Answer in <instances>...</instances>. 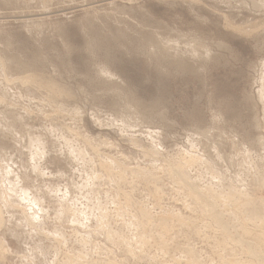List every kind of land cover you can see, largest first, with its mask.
Returning a JSON list of instances; mask_svg holds the SVG:
<instances>
[{"label":"rangeland","instance_id":"1","mask_svg":"<svg viewBox=\"0 0 264 264\" xmlns=\"http://www.w3.org/2000/svg\"><path fill=\"white\" fill-rule=\"evenodd\" d=\"M252 1L253 0H250V1L249 0H12V1L11 0H0V55H1L0 56V80H1L0 81V84H1V86H0V99L2 100V98H3L2 102L0 100V102H1L0 103V111H1L0 112V119H1L0 120V129L3 127L6 130L5 131L4 129H1V132H0L1 133L0 136L4 132L3 136H1L2 138L0 137V139H1L0 140V150L2 148H4V149L6 148V150H8L9 158L12 157L11 159L14 160L13 164L17 165V166H14L15 168L13 167L14 168L13 170L15 171V175H18L20 178H22V176H25V177L27 176L26 178L28 180H30V182L26 181L27 179L24 180L26 187L29 189V187L31 186V191L34 194H37L40 199L42 198V202H44V203H42V205H44V206H42L43 209L48 211L47 214L50 213L49 216L47 217L46 211H45L44 212L45 214L42 212L44 215L41 214L38 217V220L41 219L39 222H42L43 224H40L39 226L37 224V225H35V227L31 226V225L29 226V224L25 223V220H23L24 219L23 217H25V216L22 213L23 212L22 209H19L22 207L24 208L23 205L26 206V203L21 204L19 201L20 199L18 200L17 198L16 199L13 198L14 201H12L13 199L11 197L10 190H9L10 193L7 192L8 190L7 191L4 190V188L7 187L6 189H8V187H9L7 184V181H6V184H3V185H1V183H0V186L2 187V188L0 187V189H2L0 191L1 192L3 191L4 193L6 192L5 194H8L10 196V198L7 197L6 195L4 197V194H2L3 192L2 193L0 192L1 200L4 201V203L6 204V205L4 204V206H3V203H0V207H1V209H3L4 218L6 219V224L4 226L5 228L3 227L4 229L0 230V236L2 237V235H4L3 236L4 238L3 237L2 238L5 240L6 245L10 249V254H11V255L9 254L10 256L7 255L5 259H0V264H25V262L27 264H33L32 261L34 262V264H43V263L44 264H48V263L49 264L50 263H53V264H58V263L61 264L62 263L63 264L64 261H65L64 264H66V262H67V264H69L70 262H68V261H72V260L73 261L70 264H78L75 262H81L80 264H83V262H84V264H85L86 263L85 261H87V263L89 261H91L88 264L92 263L93 261L94 262L92 264H96V263L99 264L98 262H100V264H103L104 262H105V264H108L107 263L108 261H109V264H110V262H111V264H114L112 262V260H114L115 263L118 262L117 264H147V263L148 264H164V262H165V264H194V263H198V262L201 264H203V263L204 264H231V262L233 264H260V263L264 264V236H263L264 235V223H261V222H264V219H263L264 218V208H263L264 204L261 203V201L264 202V185H263V183H264V168H263L264 167V150H263V148H264V105H263L264 104L263 103V100H264V95H263L264 84H262L263 87H261V85H260L261 84L260 80L263 77L262 74H264V70L262 69V67H264V65H263L264 63H262V62H264V10H263L264 7H260L259 9L255 8V7H253L254 1L253 2ZM257 2H258V0H257ZM259 3H260V1H259ZM230 25H232L234 28L230 27ZM235 26H237V27L242 26L244 29H246L247 35L244 33L240 34V32H238L237 29L235 30V28H236ZM249 26H251V27H249ZM254 27L256 29H254ZM181 37H182V39H181ZM146 38L148 39L147 42H146ZM156 40L158 41V43L160 41V44L155 42ZM167 40L170 42H175L174 44L176 46V50H172V49L169 50V51H171L173 57L170 56L171 55L170 52L167 55L168 49L165 48L168 46L167 44L165 45ZM171 40H173V41H171ZM163 41H165V42H163ZM194 41L198 45H203V44L208 45L213 51L208 56L205 55L204 58L203 57L200 59H199V57H196V59L192 58L195 56H192L191 53L187 52L188 51L187 49H190V43L194 42ZM151 43H153V47H151L152 46ZM161 44H164V45H161ZM223 44H227L228 48L223 47L222 46ZM142 45H143V47H142ZM154 45L157 47L156 51H155ZM159 45L161 46V48H164V50L161 49ZM67 46H69V47H67ZM146 46H148L149 48H147ZM7 49H8V51H7ZM150 49H151V51L154 50V52L150 53ZM178 50H179V52H177ZM163 51L164 52L166 51V52L164 53ZM172 51L174 52V54L177 52L178 57H176L177 55L175 54L176 55L175 56ZM148 53L151 55H149ZM6 54H8V55H6ZM153 54H155L154 57H153ZM189 54H191V55H189ZM20 56H21V58H20ZM169 56L171 57V59ZM174 56H175V58H174ZM157 57H159V59ZM7 58H9V59H7ZM177 58L181 61L180 64H179V60ZM197 58L199 60H197ZM205 58H207L208 60H205ZM2 59H4L3 60L4 63H2ZM167 59L170 62H168ZM12 60L14 62H12ZM7 61H9V62H7ZM10 62H12V63H10ZM4 64H5V66H4ZM11 65L15 68H13ZM11 68H13L14 70L13 69L11 70ZM34 68L36 69V71ZM15 71H18L20 74H18V72L16 73ZM260 71L262 74L260 73ZM23 72L25 73V75H24L25 79H26L25 81H27V76L29 77L28 78L29 80L27 81V82L30 81L29 83H27V82L23 83L22 82V81H24V79H23L24 73ZM34 72H36V73H34ZM21 73H23V74L21 75ZM107 73H109V74H107ZM33 74H35V76ZM104 74H106V75H104ZM16 75H18V77H15ZM36 75H37V78H36ZM111 75H113V77H111ZM20 76H22V77H20ZM40 76H41V78H40ZM260 76H261V78H260ZM5 77L7 79H5ZM38 77L40 78V80ZM9 78L10 79L12 78L11 79L12 81ZM36 79H37V81H36ZM56 79H57V81H56ZM8 80L11 81V83H9ZM13 80H15V84H14ZM33 80H35L36 82H34ZM4 81H7V83H9V84H7ZM261 81H263V79ZM33 83H34V85H33ZM26 84H28V85H26ZM7 85H9V86H7ZM39 85H41V86H39ZM54 85L56 86V88ZM57 85H59V86H57ZM27 86H29V87H27ZM53 86L55 89L52 90L51 87H53ZM4 88H6V89H4ZM57 88H58V90H57ZM261 88H263L262 89L263 92L262 91L260 92ZM54 91L56 92V94L59 93V95L54 94L55 93ZM117 91H118V93H117ZM3 92H5V93H3ZM67 94H69V95H67ZM259 94H261V95H259ZM70 95L71 96L74 95V96L71 97ZM259 98H261V100ZM6 102H8V104ZM10 104H12V105H10ZM25 112H27V113L29 112V114H27ZM10 113H12L13 115ZM120 113H121V115H120ZM6 114L9 117H7ZM57 114H59V115H57ZM77 114H79L80 116ZM137 114H138V116H137ZM18 115H19L20 119L22 120V121H20L21 125H20L19 121L17 120V119H19ZM29 115H30V117H29ZM48 115H49V117H48ZM127 115H131V116L133 115V117L127 116ZM139 115L142 118H139ZM121 116L122 117L124 116L123 119L121 118ZM22 117H24V118H22ZM134 117H135V121L138 122V125L134 121ZM136 117H138V118L136 119ZM48 118H50V119H48ZM16 120H17V122H15ZM122 121H123V124L121 125ZM26 122L28 124H26ZM129 122L130 123L132 122L131 125L129 124ZM12 123H13V125H12ZM124 125H126L127 127ZM10 126H11V129L13 127L14 128L12 130H10L9 129ZM52 126H54L55 128H53ZM132 126L134 129H132ZM19 127H20V130H19ZM26 127H28V128H26ZM21 128H22V131H21ZM23 128L25 129V132L33 129V130H31L30 134L34 135L33 137H35V135H36L37 137L40 136L39 138L43 139L46 154L48 155V153H49V156L46 155V158L44 157V159H43V157L42 158L38 157L39 159H41L42 162L39 161V159L37 160L38 162L37 161H35L34 163L31 162L34 160H32V159L30 160V158H32V155L30 156V155H28V153L30 152V154H31V152L35 149L34 148L32 149V147H27L29 144V143L27 144L28 139L25 138L26 141H24L25 140L24 138H22L23 141H21V139L19 140L20 137L18 134L20 132H24ZM46 129L47 130L49 129L48 130L49 133H48V131L46 133ZM60 130L62 131L61 134H60V132H61ZM133 130H135V131H133ZM148 130H149V132H148ZM9 131L11 133H9ZM50 131L53 132L54 134L58 133V132L59 133L57 135L56 134L54 135L52 133L53 136L51 138ZM73 131H74V133H73ZM121 131H123V132H121ZM143 131L146 132V134ZM203 131L204 132L211 131V134H210V136L212 137V138L210 137L211 140L210 139H208V140L207 139H201L200 132H203ZM134 132H135V134H134ZM8 134H10L11 136ZM16 134H17V138H16ZM42 134H44V135H42ZM48 135H50V136H48ZM5 136H6V138H5ZM12 136L13 137L15 136L14 138L17 139L19 141V143H18V141L16 142ZM59 136H60V138L62 137L61 139H63V140H61L60 138L55 139V138H58ZM142 136H144V137H142ZM147 136L148 137L152 136L153 138L150 137L148 139ZM132 137H134V138H132ZM151 138H152V140H154L153 143L151 141ZM192 138H194V140ZM199 138L201 139V141L199 140ZM65 139H67L66 143H65ZM70 140L73 142L74 145L72 144V142L69 143ZM138 140L141 142L139 143ZM52 141H54V142L56 141V142L52 143ZM156 141H158V142H156ZM76 142H77V144H76ZM133 142L134 143L136 142L134 144L136 147H134ZM155 142H156V144H155ZM191 142H193L194 144L197 143L194 145L193 149L191 148L193 146L192 144H190ZM1 143H3L2 147H1ZM25 143H26V145H24ZM68 143H69V145H68ZM137 143H139V144H137ZM157 143H158V145H157ZM208 143H209V145H208ZM48 144H50V145L48 146ZM52 144H54V145H52ZM75 144L77 147L75 146ZM141 144H142V146L143 145L147 146V147H145L146 149H144V146H143V148L140 147ZM202 144L208 146V147H206L207 149L209 148L208 150H206L207 151L206 155H208V159L206 161L202 158H200V161H199V159H197L200 157L199 153H201V151H202V147H203ZM71 145H72V149H73V147L74 148L76 147V149L71 151ZM148 145L150 148L153 147V149L151 151H155L154 153L153 152L147 153L148 151L146 152V150L150 151V148L148 147ZM198 145H199V147H198ZM29 146H32V145L30 144ZM78 146H79V148H78ZM89 146H90V148H88ZM24 147H26V148L24 149ZM66 147H67V149H66ZM68 147H70V148H68ZM214 147H215V149H214ZM16 148H17V150H16ZM77 148H78V150H77ZM93 148H94V153L96 152L95 154L97 156L93 153ZM95 148L97 150H95ZM140 148H142V149H140ZM156 148L158 151L156 150ZM159 148H160V151H159ZM195 148L198 149V151ZM26 149H27V151H26ZM69 149H70V153H69ZM81 149L83 150V154H85L84 158H82L83 156H81L83 154L82 153L80 154V152L82 151ZM79 150H80V152L78 153ZM1 151H0V154H2ZM56 151L59 153H57ZM84 151H85V153H84ZM143 151H144V153H143ZM184 151H187V153L186 152L185 153H186V155L188 154L189 157H187L188 155L186 157H184V155H185ZM52 152H54V153H52ZM60 152H63L62 153L63 155H60L61 154ZM66 152L69 153L71 156L73 155L72 153L74 152L75 158L69 157L70 155L67 154ZM75 153H77V156ZM89 153H90V155H89ZM151 153H153V154H151ZM155 153H156V155H154ZM189 153L190 154L194 153V154L190 155ZM87 154H88V158L91 157L90 160L92 158L94 160L92 159L91 161H89L88 158H86ZM144 154H146V155H144ZM202 154L204 155L203 151H202ZM79 155H80V158L76 159V157H79ZM215 155H216V157H215ZM248 155H251L249 157L251 159L248 158ZM148 156H152V158H148ZM153 156L154 157L157 156L156 157L157 159H154ZM190 156L194 157V158H191ZM195 156L196 157L199 156V157L196 158ZM217 156L219 157L220 160L218 159ZM180 157L181 158L184 157V158H182L183 161H182V159L180 160ZM0 158H2V157H0ZM72 158L74 161H72ZM188 158H189V160L190 159L192 160V163H191V160H190V163H187L188 167H190V168L185 166L186 161L189 162ZM210 158L214 160L213 163H210L213 161ZM81 159H85V160H81ZM95 159H96V161H95ZM150 159L151 160L153 159L154 166L152 164V161H150ZM174 159H175V161H174ZM177 159H178V161H177ZM87 160H88L89 164L91 162L90 165L86 164ZM112 160H114L115 163H117V162L118 163L116 165H114V167L110 166L112 168H109V165L113 164V162H111ZM154 160H156V162H154ZM157 160H158V162H157ZM160 160H161V162H160ZM196 160L199 161V164H197L198 162ZM246 160L248 161V163ZM251 160L254 163H252ZM261 160H262L263 164L261 163ZM1 161H3V160L0 159V162ZM79 161H82V162H79ZM165 161L166 162L169 161V162L166 163ZM184 161H185V163H184ZM220 161L222 163H220ZM83 162H84V164H83ZM175 162H177V163H175ZM193 162H195L194 165L189 166L190 164L192 165ZM223 162H224V164H223ZM96 163H99L103 168L105 167L104 169H106V170L111 169L110 170L111 177H110L109 173L108 174L106 173V170H105V172H103L104 171L103 168H101L102 170H100V166ZM109 163H112V164H109ZM119 163H121V164H119ZM0 164L3 165V163H0ZM36 164H38V165L43 164V165H41L40 169L36 171L33 168V166ZM104 164H106V166L107 165L108 166L106 167ZM155 164H157V165L155 166ZM171 164H173V166L175 168H176L177 164L179 166L182 165L180 167L185 166L184 169H186V170H185L184 175L186 176V178H188V180L190 182H192L194 179H196V180L198 179L197 181L194 180L193 182L197 186H198V182H200V184L198 186V187H200V189L202 187L205 189L206 186L208 188L209 185L210 186L212 185V187H211L212 190L208 189V191L209 192L211 191V193H213V191L215 190L214 194L217 196H218V194H220L219 191H221L222 189H225L224 192L226 193V196L229 193L234 192L233 198L234 197L235 198L233 201L231 199L228 200L226 198V196H224L225 193L223 191H222L224 193L223 196H222V193L218 197L213 195V194L211 195L212 198H213V196H215L213 199H214L216 204H219V203L221 204V205L219 204L217 208L220 210V211L218 210L220 212V214H223L224 220L227 223V225H229L227 227V230H226V228H224V231H223V229L220 228L219 225H218V227L220 229H218V227L215 226L216 222L214 221V218L210 216V213H208V210L207 211L205 210L207 207H205L202 204L203 206L202 205L201 206L203 208L205 207V209L203 210L202 207L200 208L201 203L199 201H198V203H200V204L195 203L196 202V199H195V201H194L195 204H194L193 203L194 199L191 198V196L188 198V196L190 195L188 192L189 191L188 188H187V190H184L185 186L183 185L184 186L183 189L181 188L182 186H180V189H178L179 186H177V185H180L181 183L178 182L179 184L176 185L175 182L178 181L177 176L174 173H171V171H168L170 174L165 172V171L170 169L168 167H170ZM195 164H196V166H195ZM81 165L84 166V171L82 168L83 166L79 167ZM257 165L259 167H257ZM28 166H30V169ZM93 166H95V168ZM123 166L124 167L126 166L125 169H127L129 167L128 168L129 170L128 169L125 170ZM219 166H221V167H219ZM249 166H250V168H249ZM31 167L34 170L31 169ZM85 167H86V170H85ZM89 167H90V170H92V168L94 169V170H92L94 175L91 174L92 173L91 171H90L91 173L88 172ZM117 167H119V168H117ZM133 167H136L137 169L135 168V170H134ZM197 167H198V169H197ZM210 167L213 169H211ZM255 167L257 170L256 172L258 174L255 172V169H254ZM113 168H114L115 174L112 172ZM138 168L141 169L143 172L141 170H139ZM158 168H162V169H158ZM166 168H168V169H166ZM192 168L194 170H197V171H194ZM115 169L117 170L116 172H115ZM184 169H183V171H184ZM246 169H247V171L250 170V172L248 174H246L247 173L245 171ZM80 170L82 171V173H80ZM122 170H123V173H122ZM133 170H134L133 174H136V176L131 173V172H133ZM150 170H151V172H149ZM162 170H164V171H162ZM189 170L191 171L190 173H189ZM31 171L33 172V174ZM43 172L46 174L42 175ZM84 172L85 173L87 172L86 173L87 175ZM120 172H121V174H120ZM197 172H199V173H197ZM205 172L206 173L208 172L207 173L208 175L204 174ZM216 172H217V174H216ZM95 173L96 174L99 173L98 175L101 174L100 175V176H102L101 180L104 178L103 181L100 180V182H99L98 181L99 179H97V181L94 183V181L96 179L92 178V177L96 175ZM112 173H113V175H112ZM118 173L120 176L123 174L122 177H120L121 179H119V180H118V178H119ZM186 173H187V175L189 173L188 176H190V177H188L186 175ZM213 173L215 174L216 178L213 177L214 176ZM230 173L233 175L231 176ZM28 174H30V175H28ZM84 174L86 176L90 177V178L88 177L89 183H88L87 177ZM141 174L143 175V177L141 176ZM144 174L146 177L148 176L147 174H150L148 176L149 180H150V176L153 177V175L158 176V178L156 177V178H154L155 181L153 179V181L150 180V181H152V182H150L149 180L144 178L145 177ZM167 174H169V176L173 180ZM172 174H174V177L175 176L176 177L174 178ZM192 174H196V175H192ZM239 174H241V175H239ZM132 175L137 177V178L132 177ZM139 175H140V177H139ZM246 175H248L249 177H246ZM107 176L110 178H108ZM114 176L116 177L117 180H115ZM123 176H125V178H124L125 181L127 180L128 182L130 181L131 183L123 181L122 180ZM210 176H211V178H210ZM237 176H239L243 180V184L245 185V188H247L248 190H246L244 188V185L242 183H241L242 185H239L238 182H235L237 179L236 178ZM70 177H73L72 179H73L74 183L76 182L74 184V186L76 187L75 190H73L74 189L73 183L71 181L69 183L68 178H70ZM200 177L201 178L203 177V178L201 179ZM205 177L207 179H205ZM226 177L228 180L226 179ZM231 177H235L236 179H234V178L232 179ZM79 178H80V180H79ZM107 178L110 179L111 181H108ZM143 178H144V180H143ZM159 178H160V180H159ZM212 178H214V179H212ZM91 179H94V180H91ZM174 179H175V181H174ZM70 180H71V178H70ZM82 180H84V181L82 182ZM145 180H146V182H145ZM214 180H215V182H214ZM90 181L94 183V185L92 184L93 188L90 185L91 184ZM114 181L116 184L120 183V182L121 183L117 184V187H116V184L114 183ZM122 181L124 182V186H123ZM209 181H210V183H209ZM212 181L217 185L216 189L213 188L215 186V184L212 183ZM109 182H111L113 184H110V186H109ZM218 182H220L221 186L223 185V188L220 185H218L219 184ZM201 183H203V184H201ZM76 184L80 185V187H81V184H82V186L87 185L89 188L83 187V188H86V191H85V189H84V191H82L80 187L78 189V186H76ZM96 184H97L98 188L94 189ZM70 185H72V186H70ZM121 185H122V188H120ZM204 185H206V186H204ZM249 185H250V188H249ZM38 186H40V187H38ZM128 186H131V187H128ZM157 186H158V190L161 187V190H160L161 192L159 191L160 194L158 192V193H156L157 195H155L154 193L157 189ZM227 186H229L230 189L232 187L233 190H230ZM32 187H33V189H32ZM65 187H66V189H65ZM70 187H72V188H70ZM56 188L59 190H57ZM162 188H163V190H162ZM220 188H222V189H220ZM237 188L238 189L243 188L244 191L240 190V192H239V190ZM35 189H36V191H35ZM46 189H50L49 192ZM98 189L99 190L101 189V190L99 191ZM118 189H119L120 193L118 192ZM185 189H186V187H185ZM218 189H220V190H218ZM44 190H46V191H44ZM52 190H54V191H52ZM56 190L59 192H57ZM64 190H65V192H64ZM72 190L75 193H73ZM89 190L92 191L93 197L90 196L91 192ZM93 190H94V192H93ZM95 190L99 192V195L101 197L98 194H96L97 192ZM132 190H133V193L131 192ZM228 190H230L232 192H229ZM109 191H111V192H109ZM115 191H117V192H115ZM177 191H179V192H177ZM32 192H30V195L33 194ZM36 192H38V193H36ZM80 192H81V194H78ZM84 192L86 195L84 194V196H83L82 194ZM101 192L102 193L105 192L106 194L108 193L107 194L108 196H106L105 193L102 194ZM121 192L127 193V196L124 197L125 194L123 195ZM183 192H185L184 193L185 195L183 194ZM227 192H229V193L227 194ZM50 193H52L53 196L50 195ZM54 193H55V195H54ZM72 193L74 196L72 195ZM118 193H119V195H118ZM94 194H95L96 200H95ZM152 194H154V196ZM233 194H231V196ZM235 194H237V195H235ZM48 195H50L51 197ZM65 195H67V196L69 195V197L67 198V196H65ZM75 195L79 198H75L76 197ZM87 195H88V197H87ZM133 195H134V197H133ZM242 195L244 198H245V196H247V198L244 200ZM47 196H48V198H46ZM102 196H104V197H102ZM151 196H153V197H151ZM185 196H186V199H185ZM229 196L230 195H228L227 197H229ZM238 196L240 198L242 197V199L238 198ZM65 197L68 200V201L66 200V203H65V200L64 201L62 200ZM83 197H86V199L88 201L86 199H84ZM97 197L99 199H97ZM129 197L131 198L130 199L131 201L129 199L128 200L130 201L132 206L130 205V203H129V205L127 204L125 206V207H128V209H127L124 207V205L127 202H129L126 199ZM219 197H220V200H218V202H216L217 198H219ZM5 198L7 200L9 198L8 202H6L7 200ZM88 198L92 199L94 201H91ZM152 198H153V200H152ZM224 198H226V200L228 202L226 200L223 201ZM74 199H77V200L75 201ZM104 199H106V200H104ZM181 199H182V201H181ZM236 199H238V201ZM247 199H249V200L251 199L252 203L255 204V209H256L255 210L251 207L253 204L250 205L247 202V204L250 205V207L248 206L249 208L246 207L248 214H250V215L246 214L247 216H249L248 218L245 215L246 209H244V206H247L246 205ZM256 199H257V201H256ZM1 200H0V202H1ZM15 200L18 202V204ZM98 200L103 201V202H101V204L99 205L100 202H98ZM112 200H113V203L117 204V205H113ZM124 200H126L127 202ZM185 200H186V202H185ZM230 200L232 201L231 203H229ZM235 200H236V203L240 202L242 200L241 202L245 203V205L243 207H242V205H240L241 203H239V204L237 203L238 204L237 205L234 202ZM253 200H255V202H253ZM9 201H11V202H9ZM95 201H97L98 204H96ZM105 201H108V202H106V204L109 203L110 205L108 204L109 206H106ZM220 201L224 202V204L227 202L226 203L227 205L225 204L227 206V207L225 206L226 207L225 209H229V210H226V211H225V209L223 210L222 206H224V204ZM59 202H61V203H59ZM69 202L70 203L73 202V203L70 204V206H69L68 205ZM87 202H88L87 207L89 206L90 210H87L88 208L86 210L84 209V208H86L85 204H87ZM89 202H90V204H89ZM133 202L136 205L139 203L140 207H139V205H137V206L133 205ZM187 202L190 203V204H187L188 206L190 205L189 208H191L194 205L195 209H193V208H192L193 210L188 209V206L185 205ZM78 203L80 205H82V207H80V205ZM91 203L93 204V206ZM146 203H148V204H146ZM260 203H261V205H260ZM15 204L20 205V206L18 207ZM111 204L113 206H111ZM60 205H61V207H60ZM95 205L96 206L98 205V208L99 207L101 208V205H103V206L101 209L99 208L100 210H102L101 212L99 211L97 213V211L96 212L93 211L92 215H95L93 217L90 212H92V210H94L93 208L96 207ZM118 205L119 206L122 205V207L120 206L122 208V210L120 209V211L118 213L119 215L117 214L118 207H119ZM197 205H199L198 208L200 210L197 207H195ZM257 205H259L258 206L259 208L257 207ZM2 206L3 207L8 206L10 209L7 207L9 209L8 210L6 207L3 208ZM141 206L142 207L144 206L143 207L144 211H146V209H147V212L149 211L150 213L149 212L148 213L150 215L155 216V214H156V216H155L156 218L154 216H152V218L154 217L153 218L154 224H152V222L150 223V221L147 224L146 223L148 221L147 217L143 216L144 217L143 219L140 218L142 216L141 215L142 212L138 213V211H139L138 209L142 208ZM237 206H239L238 212H241V213L238 214L236 211L237 209H236L235 210L236 212L233 211L237 215V217H235L234 214H231V212H232V210H234V207L236 208ZM11 207H12V210H11ZM15 207L18 208L17 209L18 211L16 210ZM70 207L73 210H70L71 209ZM114 207H115V209H114ZM135 207H136V209H135ZM184 207H186V209ZM60 208H61V210H60ZM62 208H63V210H62ZM81 208L83 209L82 212H84V213L86 211L87 212L85 213V215L81 212L80 216L83 219L80 220V216L78 213H80L79 211L82 210ZM98 208L96 207L95 210L96 209L98 210ZM51 209H52V212H51ZM104 209H106L105 210L106 212H104ZM178 209H179V211H178ZM259 209H261V212ZM67 210H68V212L71 211L70 214L67 212ZM77 210H78V212H77ZM113 210L117 211V212L113 213ZM124 210H126V213ZM140 210H142V209H140ZM201 210H203V211L201 212ZM241 210L244 212L245 216H241L243 214V212ZM248 210L249 211L251 210L250 211L251 213H254L256 211V213H255L256 219L254 218L255 215L251 214ZM257 210H258V213H257ZM60 211H61V214H59ZM168 211H169V213H168ZM5 212H7V214ZM10 212H12V213H10ZM53 212H55L57 215ZM76 212H77V214H76ZM103 212H104V214H106L108 212L106 214L107 219H105L106 215L102 214ZM129 212H130V214H129ZM227 212L229 214H227ZM28 213H30L32 215L31 212H28ZM62 213L65 216L63 218H62ZM89 213H90V215H87ZM99 213H101V215H103L104 220L99 218L101 216V215H99ZM173 213L176 215V218H178V220H175L176 218H175V215ZM58 214L61 215V217H57ZM120 214H123V218L121 217L122 215H120ZM257 214H259V215H257ZM18 215H19V217H18ZM83 215L86 216L87 219H86V217L84 218ZM116 215H118V216H116ZM133 215L137 216V217L133 218V219L137 218L136 219L137 222L134 220L135 223L133 220H131L132 219L131 216H133ZM169 215L170 216L174 215L173 216L174 220L173 219L171 220V218H168ZM179 215L182 217H185V218H180ZM78 216H79V218H77ZM91 216L96 221L93 218H91ZM108 216H110V217H108ZM204 216H206V217H204ZM208 216H210L209 219H208ZM239 216H240V218H239ZM45 217L47 218V220ZM66 217L69 219H67ZM111 217H112V220L110 219ZM115 217H118V218L120 217V218L118 220V218H115ZM124 217H126V218H124ZM162 217L165 218V222H161L163 220V219H161ZM225 217H226V219H228V221L225 219ZM250 217H252V218H250ZM257 217H259L258 218L259 221H258ZM121 218H122V220H121ZM166 218L170 219L171 223H170V221L166 220ZM188 218L190 219L189 221H187ZM71 219H73V220H71ZM76 219H77V222H80L79 225L82 224L81 222L84 221L83 225L79 226L78 223H76ZM179 219H181V221ZM182 219H185V221ZM191 219H192V221H191ZM210 219H212V220H210ZM236 219H237V221H236ZM7 220H10V222ZM70 220L72 222L74 221L79 227L77 225L73 226V224H75V223H72V222L70 223ZM85 220H87V221H85ZM100 220H102V222H104V224H105L104 228L100 227L101 224L104 225ZM106 220L108 223L106 222ZM123 220H125V223H120V222H124ZM129 220L131 223L129 222ZM150 220H151V218H150ZM159 220H161V221H159ZM21 221H24V222H21ZM182 221H183V223H181ZM186 221H187V224L184 223ZM212 221H214L215 223ZM88 222H90V223H88ZM141 222H142L143 226H141L142 225V224H140ZM190 222H192V223H190ZM23 223H25L27 225H25ZM99 223H100V225H99L100 230H101V228H103V230H101V231L97 230V229H99V228H97V226H98L97 224H99ZM163 223L165 224L164 226L168 227V229L170 231L165 230L163 228ZM176 223L178 226L176 225ZM188 223H190V224H188ZM197 223H199V224H197ZM231 223H233V224H231ZM234 223H235V225H234ZM18 224H20V225H18ZM116 224H118V225H116ZM122 224H123V226H122ZM133 224H134V226H133ZM144 224H146L145 227H144ZM157 224L159 226L161 225L160 226L161 230ZM192 224H193V227L197 225V227H195V230L197 228L196 231L195 230L193 231L194 228L192 227ZM10 225H12V226H10ZM85 225L87 226V228H85L86 227ZM108 225H110L111 227H107ZM129 225H130V227L125 228V226H129ZM156 225H157V227H156ZM181 225H183V227ZM40 226H41V228L43 227L42 228L43 230L41 228H39ZM71 226H73L72 229H71ZM81 226H83L84 228H81ZM131 226L133 229L131 228ZM146 226H148V227H146ZM203 226H205V227H203ZM13 227H14V229H13ZM18 227H21V229ZM106 227H107V229L112 228L111 232H112V234L113 233L114 234L110 235L109 233H111V232H109L110 230L109 229L107 230ZM121 227L122 228L124 227V228L122 229ZM137 227H139L138 229L140 231L138 229H135ZM143 227L145 228L146 231L145 230L142 231V229H144ZM233 227H235V228H233ZM24 228H25V230H24ZM129 228H130V230H129ZM39 229L44 231L43 236H47V239L42 236L43 233H40ZM57 229H59L60 231ZM90 229H94V230H90ZM105 229L107 230L108 234L106 233V231H104ZM127 229L129 230V232ZM173 229H175V230L173 231ZM8 230H9V232H7ZM31 230L33 231V233L30 234L29 232ZM115 230L117 231L116 233L118 235L121 233L118 236L119 238L117 237V234H115ZM136 230H137V232H136ZM38 231H39V233H37ZM56 231H58V232H56ZM75 231H77V233L79 235L81 234L80 236H82V237L76 235V233L74 234ZM141 231L143 233L147 232L146 237L144 236L145 233L143 234ZM165 231L167 233H165ZM168 231L170 232V234H168ZM225 231H228L231 236L230 237L224 236ZM26 232H27V235H26ZM88 232H89L90 236L88 234H86ZM99 232L101 234H99ZM133 232H136V233H133ZM150 232H151V235H150ZM228 232L225 233L227 236H228V234H227ZM24 233H25V235H23ZM60 233H61V235L63 234L64 236L63 237L60 236ZM102 233H104V234H102ZM141 233L143 234L145 241L148 240L146 242L151 243L150 245L147 243L149 248H147V245H146ZM161 233H165L164 235L162 234L163 238H162V236L159 237L161 235ZM7 234H9V235H7ZM34 234H36V235H34ZM40 234H41V237H40ZM106 234H107V237H109V235H110V237L112 238V243H111V240L109 238H106ZM133 234L136 237V239L134 238L136 240V244L134 242L135 240L132 239L134 237ZM11 235H13V236H11ZM37 235H39V236H37ZM114 235H116V237H112ZM121 235H122V237H120ZM125 235H127V236H125ZM54 236H56L57 238ZM138 236H139V238L142 236L140 239H141V241L143 239V242L145 244L144 246H143V242L140 241ZM148 236L151 237V238L149 237L151 242H149L150 240H149ZM36 237H38V238H36ZM60 237H62L63 243L61 242ZM171 237L173 239H171ZM225 237L228 239H226ZM43 238H44V240H43ZM82 238H83V240H82ZM114 238H116V239H114ZM117 238L119 239V241L125 243L126 245H128L131 242L130 244L132 247L130 245H128L129 247L128 246L126 247V245L123 243L122 244L124 246H121L122 244L119 241H118L119 243L117 242V240H118ZM120 238H122V240L124 238L125 239L127 238L126 239L127 241L125 239L124 240L126 242L124 240L122 241ZM188 238H190V239H188ZM229 238H232L233 240H235V242H232L233 240L229 239ZM33 239H34V241H33ZM85 239H86V241H85ZM87 239H88V241H87ZM107 239H109L110 244L108 243ZM238 239L241 242L242 241L243 242L241 243ZM256 239H258V240H256ZM55 240H58L61 243L60 242L56 243ZM76 240H79L78 243H81V242L83 243V241H85L84 242L85 244H86V242L87 243L91 242V244H89V246L88 245H81L80 246ZM222 240H224V241L226 240L227 243L230 240L232 243L229 242L227 244L226 241L224 242ZM114 241L117 242L116 245L113 244V243H116ZM152 241H154V242H152ZM245 241L247 242V244L249 246L246 244ZM30 242L32 245L30 244ZM38 242H40V243H38ZM218 242L226 243V245H224L225 248L223 246L224 243L220 246V244ZM35 243H36V246H35ZM64 243H66V245ZM138 243H139V245H138ZM158 243H159V245H158ZM160 243L163 245H166L167 247L163 248L162 245L160 246ZM63 244L65 246H63ZM40 245H42V246H40ZM95 245H96V247H94ZM48 246L50 248H46ZM59 246L61 247L60 249H59ZM84 246H86L85 251H84V249L82 250V248H84ZM115 246H116V248H114ZM135 246L137 247V249L134 248ZM141 246H142V250L145 249V250H143V252H145L144 255L142 252L143 256L138 254V253L141 254V251H142L140 249ZM247 246H248V248H247ZM258 246H259V248H258ZM26 247H27V249H26ZM28 247L31 251H29ZM34 247H35V253H34ZM97 247H99L100 249ZM105 247H106V249H104ZM187 247H189V248H187ZM93 248H97V249H95L96 252ZM101 248L103 250H105L104 252L108 251L107 248L110 249L111 252L108 251V253L106 255L103 253ZM122 248H124V249H122ZM160 248H162L161 251H160ZM182 248H183V250H182ZM190 248H192L193 251ZM218 248H220V250ZM37 249H38V251H36ZM54 249L57 251H54ZM132 249H136V250H132ZM138 249H140V250H138ZM148 249H150V252L148 251ZM165 249L168 252H166ZM188 249L190 251H192V253L194 252L193 254L191 253L192 255L195 256V257L193 256L194 258L190 255L192 257L191 258L189 256V254L187 255L188 256V258H187L186 253H188L187 252ZM97 250L98 251L100 250L99 255H98ZM127 250H128V252H126ZM59 251H60V253H59ZM92 251H94V252L92 253ZM137 251H139V252H137ZM25 252L27 255L30 254L31 258L33 257L32 260L29 261L30 257L27 256L25 254ZM80 252H82L83 255L87 254L90 257L82 255V257H87V258H85L87 260L80 257L83 262L81 261V259L77 260V258H73V259L71 258V260H69L71 255H73V257L78 256V254L81 255ZM85 252H87V253H85ZM88 252L91 254H89ZM109 252L111 254L112 253L113 254L111 255V254H109ZM254 252H258V253L254 254ZM46 253L49 255V257L47 256ZM53 253H56V255ZM65 253H67V254H65ZM101 253H102V255H101ZM249 253H251L252 257L250 256ZM184 254H185V257H184ZM253 254L256 256H253ZM131 255H133L134 258ZM146 255H148L150 258H154L155 261H157V262H155L153 259H150ZM21 256L24 257L25 259L20 258ZM55 256H56V258H55ZM67 256H68V259H67ZM106 256H108V260H107ZM136 256H138V258H141L140 259L141 261L137 258L140 262L136 259ZM171 256L173 259L171 258ZM40 257L43 259H41ZM101 257H103V258H101ZM104 257H106V258H104ZM146 257H148V258H146ZM27 258H28V261H27ZM54 258L57 260V262L55 260L56 263L53 262ZM61 258H62V260H61ZM89 258L90 259L92 258L93 261L90 260ZM174 258H175V260H174ZM185 258H186V260H185ZM195 258L196 259L198 258V260H196ZM52 259H53V261H52ZM146 259H150V260H146ZM190 259H194V260L190 261ZM45 260H46V262H45ZM95 260H97L98 262L96 261V263H95ZM101 260H103V261L105 260V261L102 263ZM177 261H179V262H177ZM200 261H202V262H200ZM229 261H231V262H229Z\"/></svg>","mask_w":264,"mask_h":264},{"label":"bare ground","instance_id":"2","mask_svg":"<svg viewBox=\"0 0 264 264\" xmlns=\"http://www.w3.org/2000/svg\"><path fill=\"white\" fill-rule=\"evenodd\" d=\"M11 1H12V0H11ZM249 1H250V0H249ZM253 1H254V2H253ZM253 1H252L253 4H254V6L252 5L253 7L258 8V9H259L260 7H264V0H258V2H257V0H253ZM259 1H260V3H259ZM193 2H194V1H193ZM30 3H31V2H30ZM42 3H43V2H42ZM47 3H48V2H47ZM196 3H197V2H196ZM4 4H5V3H4ZM110 4H111V3H110ZM241 4H242V3H241ZM251 4H252V3H251ZM43 5H44V4H43ZM45 6H46V5H45ZM45 6H44V7H45ZM243 6H244V5H243ZM3 7H4V6H3ZM131 9H132V8H131ZM262 9H263V8H262ZM263 10H264V9H263ZM120 13H121V12H120ZM226 18H227V17H226ZM105 20H106V19H105ZM115 20H116V19H115ZM137 20H138V19H137ZM261 20H262V19H261ZM133 21H134V20H133ZM148 24H149V23H148ZM229 24H230V23H229ZM258 24H259V23H258ZM83 26H84V25H83ZM102 26H103V25H102ZM120 26H121V25H120ZM246 26H247V25H246ZM230 27H233V26L230 25ZM235 27H236L235 30L237 29V31L240 32V34H242V33L246 34V33H247L246 29H244L242 26H241V27H237V26H235ZM244 27H245V26H244ZM247 27H248V26H247ZM249 27H251V26H249ZM83 28H84V27H83ZM233 28H234V27H233ZM252 28H253V27H252ZM258 28H259V27H258ZM258 28H257V29H258ZM111 29H112V28H111ZM143 29H144V28H143ZM248 29H249V28H248ZM254 29H256V28L254 27ZM113 31H114V30H113ZM237 31H236V32H237ZM256 31H257V30H256ZM113 33H114V32H113ZM252 33H253V32H252ZM255 33H256V32H255ZM85 34H86V33H85ZM121 34H122V33H121ZM124 34H125V33H124ZM244 34H243V35H244ZM246 35H247V34H246ZM85 36H86V35H85ZM180 36H181V35H180ZM125 38H126V37H125ZM130 38H131V37H130ZM64 39H65V38H64ZM150 39H151V38H150ZM159 39H160V38H159ZM181 39H182V37H181ZM195 39H196V38H195ZM133 40H134V39H133ZM144 40H145V39H144ZM147 40H148V39L146 38V42H147ZM167 41H168V40H167ZM167 41H166V43H165V45H166V44L168 45L167 47H165V48L168 49V51H167V55H168V53L170 52L171 55H170V54H169V55L172 56V53H171V51H169V50H171V49H172V50H176V46H175V44H174L175 42H170V41L167 42ZM171 41H173V40H171ZM183 41H184V40H183ZM185 41H186V40H185ZM152 42H153V41H152ZM155 42L158 43L157 40H156ZM163 42H165V41H163ZM149 43H150V42H149ZM149 43H148V44H149ZM192 43H193L194 45H193ZM142 44H143V43H142ZM151 44H152L151 47H153V43H151ZM151 44H150V45H151ZM154 44H155V43H154ZM158 44H160V41H159ZM188 44H189V43H188ZM143 45H144V44H143ZM143 45H142V47H143ZM146 45H147V44H146ZM155 45H156V44H155ZM155 45H154V46H155ZM161 45H164V44H161ZM186 45H187V44H186ZM88 46H89V45H88ZM148 46H149V45H148ZM148 46H146V47L149 48ZM156 46H157V45H156ZM156 46H155V51H156V49H157ZM159 46H160V45H159ZM188 46H189V45H188ZM219 46H220V45H219ZM222 46L225 47V48H228V45H227V44H223ZM67 47H69V46H67ZM211 47H212V46H211ZM220 47H221V46H220ZM72 48H73V47H72ZM87 48H88V47H87ZM158 48H159V47H158ZM160 48H161V46H160ZM177 48H178V47H177ZM186 48H187V47H186ZM88 49H89V48H88ZM161 49L164 50V48H161ZM221 49H222V48H221ZM9 50H10V49H9ZM72 50H73V49H72ZM97 50H98V49H97ZM147 50H148V49H147ZM165 50H166V49H165ZM182 50H183V49H182ZM187 50H188L187 52L191 53L192 56H195V57H192V58H195V59H196V57H199V59L202 58V57L204 58L205 55L208 56V55L211 54V52L213 51L208 45H206V44L198 45L195 41L190 43V49H187ZM7 51H8V49H7ZM157 51H158V50H157ZM151 52L153 53L154 50L151 51V49H150V53H151ZM163 52H164V51H163ZM165 52H166V51H165ZM165 52H164V53H165ZM172 52H173V51H172ZM175 52H176V51H175ZM177 52H179V50H178ZM177 52L175 53L177 56H176V55L174 54V52H173V54H174L176 57H178ZM161 53H162V52H161ZM180 53H181V52H180ZM180 53H179V54H180ZM184 53H185V52H184ZM8 54H9V53H8ZM8 54H6V55H8ZM148 54H149V53H148ZM162 54H163V53H162ZM162 54H161V55H162ZM191 54H189V55H191ZM149 55H151V54H149ZM154 55H155V54H153V57H154ZM158 55H159V54H158ZM181 55H182V54H181ZM0 56H1V55H0ZM17 56H18V55H17ZM91 56H92V55H91ZM156 56H157V55H156ZM163 56H164V55H163ZM170 56H169V57H170ZM175 56H174V58H175ZM146 57H147V56H146ZM172 57H173V56H172ZM181 57H182V56H181ZM20 58H21V56H20ZM149 58H150V57H149ZM157 58L159 59V57H157ZM162 58H163V57H162ZM166 58H167V57H166ZM7 59H9V58H7ZM92 59H93V58H92ZM170 59H171V57H170ZM177 59H178V58H177ZM177 59H176V60H177ZM199 59L197 58V60H199ZM3 60H4V59H2V63H4ZM5 60H6V59H5ZM15 60H16V59H15ZM178 60H179V59H178ZM201 60H202V59H201ZM205 60H208V59L205 58ZM156 61H157V60H156ZM167 61H168V59H167ZM183 61H184V60H183ZM7 62H9V61H7ZM12 62H14V61L12 60ZM12 62H10V63H12ZM18 62H19V61H18ZM18 62H17V63H18ZM168 62H170V61H168ZM180 62H181V61L179 60V64H180ZM15 63H16V62H15ZM171 63H172V62H171ZM177 63H178V62H177ZM177 63H176V64H177ZM262 63H264V62H262ZM5 64H6V63H5ZM5 64H4V66H5ZM45 64H46V63H45ZM94 64H95V63H94ZM108 64H109V63H108ZM155 64H156V63H155ZM179 64H178V65H179ZM8 65H9V64H8ZM17 65H18V64H17ZM17 65H16V66H17ZM25 65H26V64H25ZM28 65H29V64H28ZM263 65H264V64H263ZM9 66H10V65H9ZM11 66H12V65H11ZM19 66H20V65H19ZM26 66H27V65H26ZM29 66H30V65H29ZM42 66H43V65H42ZM12 67H13V66H12ZM261 67H262V66H261ZM2 68H3V67H2ZM9 68H10V67H9ZM13 68H15V67H13ZM13 68H11V70H12ZM17 69H18V68H17ZM24 69H25V68H24ZM31 69H32V68H31ZM34 69H35V68H34ZM102 69H103V68H102ZM262 69L264 70V67H262ZM3 70H4V69H3ZM13 70H14V69H13ZM21 70H22V69H21ZM28 70H29V69H28ZM28 70H27V71H28ZM263 70H262V71H263ZM4 71H5V70H4ZM8 71H9V70H8ZM35 71H36V69H35ZM37 71H38V70H37ZM111 71H112V70H111ZM15 72L17 73L18 71H15ZM73 72H74V71H73ZM108 72H109V71H108ZM3 73H4V72H3ZM8 73H9V72H8ZM23 73H24V72H23ZM23 73H21V75H22ZM32 73H33V72H32ZM34 73H36V72H34ZM112 73H113V72H112ZM260 73H261V71H260ZM9 74H10V73H9ZM18 74H20V73L18 72ZM102 74H103V73H102ZM107 74H109V73H107ZM110 74H111V73H110ZM261 74H262V73H261ZM13 75H14V74H13ZM13 75H12V76H13ZM24 75H25V73L23 74V79H24V81L21 80L23 83H25V82H27V81L29 80V79H28L29 77L27 76V81H25L26 79H25V76H24ZM28 75H29V74H28ZM33 75L35 76V74H33ZM40 75H41V74H40ZM104 75H106V74H104ZM262 75H263V77H262L263 81H261L262 79L260 80V82H261V84H260L261 87H263L262 84H264V74H262ZM262 75H261V76H262ZM3 76H4V75H3ZM8 76H9V75H8ZM31 76H32V75H31ZM31 76H30V77H31ZM34 76H33V77H34ZM261 76H260V78H261ZM9 77H10V76H9ZM13 77H14V76H13ZM15 77H18V75H16ZM20 77H22V76H20ZM20 77H19V78H20ZM111 77H113V75H111ZM36 78H37V75H36ZM38 78H39V77H38ZM40 78H41V76H40ZM40 78H39V80H40ZM42 78H43V77H42ZM46 78H47V77H46ZM103 78H104V77H103ZM5 79H7V78L5 77ZM5 79H4V80H5ZM9 79H10V78H9ZM11 79H12V78H11ZM11 79H10V80H11ZM16 79H17V78H16ZM34 79H35V78H34ZM107 79H108V78H107ZM2 80H3V79H2ZM30 80H31V79H30ZM46 80H47V79H46ZM48 80H49V79H48ZM0 81H1V80H0ZM8 81H9V80H8ZM11 81H12V80H11ZM11 81H9V83H11ZM13 81H14V84H15V80H13ZM19 81H20V80H19ZM33 81L36 82L37 79H36V81H35V80H33ZM33 81H32V82H33ZM56 81H57V79H56ZM4 82L7 83V81H4ZM29 82H30V81H29ZM29 82H27V83H29ZM32 82H31V83H32ZM49 82H50V81H49ZM51 82H52V81H51ZM112 82H113V81H112ZM262 82H263V83H262ZM9 83H7V84H9ZM12 83H13V82H12ZM39 83H40V82H39ZM39 83H38V84H39ZM43 83H44V82H43ZM45 83H46V82H45ZM40 84H41V83H40ZM48 84H49V83H48ZM50 84H51V83H50ZM58 84H59V83H58ZM26 85H28V84H26ZM31 85H32V84H31ZM33 85H34V83H33ZM36 85H37V84H36ZM41 85H42V84H41ZM41 85H39V86H41ZM0 86H1V84H0ZM7 86H9V85H7ZM15 86H16V85H15ZM46 86H47V85H46ZM54 86H55V85H54ZM54 86L51 87L52 90L56 88V86H55V88H54ZM57 86H59V85H57ZM124 86H125V85H124ZM10 87H11V86H10ZM27 87H29V86H27ZM32 87H33V86H32ZM125 87H126V86H125ZM12 88H13V87H12ZM34 88H35V87H34ZM38 88H39V87H38ZM58 88H59V87H58ZM58 88H57V90H58ZM72 88H73V87H72ZM123 88H124V87H123ZM4 89H6V88H4ZM41 89H42V88H41ZM44 89H45V88H44ZM112 89H113V88H112ZM262 89H263V88L260 89V92H261V91L263 92ZM52 90H51V91H52ZM113 90H114V89H113ZM258 90H259V89H258ZM13 91H14V90H13ZM118 91H119V90H118ZM118 91H117V93H118ZM10 92H11V91H10ZM54 92H55V91H54ZM61 92H62V91H61ZM110 92H111V91H110ZM120 92H121V91H120ZM3 93H5V92H3ZM14 93H15V92H14ZM70 93H71V92H70ZM81 93H82V92H81ZM123 93H124V92H123ZM6 94H7V93H6ZM6 94H5V95H6ZM51 94H52V93H51ZM54 94H56V92H55ZM57 94L59 95V93H57ZM57 94H56V95H57ZM64 94H65V93H64ZM71 94H72V93H71ZM107 94H108V93H107ZM261 94H262V93H261ZM261 94H259V95H261ZM7 95H8V94H7ZM67 95H69V94H67ZM118 95H119V94H118ZM126 95H127V94H126ZM263 95H264V93H263ZM19 96H20V95H19ZM65 96H66V95H65ZM70 96H71V95H70ZM73 96H74V95H73ZM73 96H71V97H73ZM4 97H5V96H4ZM60 97H61V96H60ZM262 97H263V96H262ZM69 98H70V97H69ZM126 98H127V97H126ZM24 99H25V98H24ZM131 99H132V98H131ZM259 99L261 100V98H259ZM262 99H263V98H262ZM0 100H1V99H0ZM2 100H3V98H2ZM2 100H1V102H2ZM28 100H29V99H28ZM52 100H53V99H52ZM132 100H133V99H132ZM1 102H0V103H1ZM4 103H5V102H4ZM6 103L8 104V102H6ZM11 103H12V102H11ZM121 103H122V102H121ZM263 103H264V100H263ZM140 104H141V103H140ZM5 105H6V104H5ZM10 105H12V104H10ZM13 105H14V104H13ZM52 105H53V104H52ZM128 105H129V104H128ZM263 105H264V104H263ZM12 108H13V107H12ZM84 108H85V107H84ZM124 109H125V108H124ZM129 109H130V108H129ZM136 109H137V108H136ZM94 110H95V109H94ZM121 110H122V109H121ZM4 111H5V110H4ZM123 111H124V110H123ZM131 111H132V110H131ZM133 111H134V110H133ZM137 111H138V110H137ZM0 112H1V111H0ZM119 112H120V111H119ZM134 112H135V111H134ZM5 113H6V112H5ZM25 113H27V112H25ZM126 113H127V112H126ZM130 113H131V112H130ZM8 114H9V113H8ZM10 114H12V113H10ZM27 114H29V112H28ZM27 114H26V115H27ZM41 114H42V113H41ZM69 114H70V113H69ZM114 114H115V113H114ZM118 114H119V113H118ZM133 114H134V113H133ZM139 114H140V113H139ZM12 115H13V114H12ZM57 115H59V114H57ZM74 115H75V114H74ZM77 115H79V114H77ZM77 115H76V116H77ZM120 115H121V113H120ZM134 115H135V114H134ZM3 116H4V115H3ZM6 116H7V114H6ZM21 116H22V115H21ZM52 116H53V115H52ZM54 116H55V115H54ZM79 116H80V115H79ZM79 116H78V117H79ZM82 116H83V115H82ZM127 116H131V115H127ZM137 116H138V114H137ZM7 117H9V116H7ZM18 117H19V115H18ZM25 117H26V116H25ZM29 117H30V115H29ZM48 117H49V115H48ZM56 117H57V116H56ZM123 117H124V116H123ZM123 117L121 116L122 119H123ZM125 117H126V116H125ZM131 117H133V115H132ZM4 118H5V117H4ZM12 118H13V117H12ZM22 118H24V117H22ZM26 118H27V117H26ZM50 118H51V117H50ZM50 118H48V119H50ZM68 118H69V117H68ZM76 118H77V117H76ZM128 118H129V117H128ZM137 118H138V117H136V119H137ZM139 118H142V117H140V115H139ZM2 119H3V118H2ZM7 119H8V118H7ZM15 119H16V118H15ZM48 119H47V120H48ZM97 119H98V118H97ZM129 119H130V118H129ZM132 119H133V118H132ZM0 120H1V119H0ZM17 120L19 121V123H20V125H21V122H20V121H22V120L20 119V117H19V119H17ZM17 120H16L15 122H17ZM72 120H73V119H72ZM98 120H99V119H98ZM100 120H101V119H100ZM126 120H127V119H126ZM138 120H139V119H138ZM132 121H133V120H132ZM134 121H135V117H134ZM4 122H5V121H4ZM24 122H25V121H24ZM127 122H128V121H127ZM135 122H136V124L138 125V122H137V121H135ZM120 123H121V122H120ZM125 123H126V122H125ZM125 123H124V124H125ZM131 123H132V122H131ZM131 123L129 122L130 125H131ZM7 124H8V123H7ZM7 124H6V125H7ZM17 124H18V123H17ZM26 124H28V123L26 122ZM52 124H53V123H52ZM118 124H119V123H118ZM122 124H123V121H122L121 125H122ZM134 124H135V123H134ZM136 124H135V125H136ZM139 124H140V123H139ZM10 125H11V124H10ZM12 125H13V123H12ZM132 125H133V124H132ZM119 126H120V125H119ZM119 126H118V127H119ZM124 126H126V125H124ZM124 126H123V127H124ZM52 127L55 128L54 126H52ZM59 127H60V126H59ZM123 127H122V128H123ZM126 127H127V126H126ZM13 128H14V127H13ZM13 128H12V129H13ZM15 128H16V127H15ZM26 128H28V127H26ZM49 128H50V127H49ZM57 128H58V127H57ZM67 128H68V127H67ZM119 128H120V127H119ZM119 128H118V129H119ZM1 129H4V128L2 127ZM1 129H0V132H1ZM9 129L12 130V129H11V126H10ZM9 129H8V130H9ZM23 129H24V128H23ZM30 129H31V128H30ZM50 129H51V128H50ZM59 129H60V128H59ZM68 129H69V128H68ZM123 129H124V128H123ZM123 129H122V130H123ZM126 129H127V128H126ZM132 129H134L133 126H132ZM4 130H5V129H4ZM4 130H3V131H4ZM19 130H20V127H19ZM19 130H18V131H19ZM31 130H33V129H31ZM31 130H28L27 132H25V129H24V132H25V133H24V132H20L18 135H19V137H20L19 140L21 139V141H23L22 138H24V139H25V138L28 139L27 144H28V143H29V144H28L27 147H32V149H33V148L35 149V150H33V151L31 150V151H32L31 154H30V152L28 151V152H29L28 155H30V156L32 155V158H30V160H31V159L34 160V161H31V162L34 163L35 161H37V160L39 159L38 157H40V158L43 157V159H44V157L46 158V155H47V154H46V150H45V145H44V141H43V139L39 138L40 136L37 137L36 135H35V137H33L34 135H31V134H30V133H31ZM48 130H49V129H48ZM48 130L46 129V133H47ZM120 130H121V129H120ZM136 130H137V129H136ZM5 131H6V130H5ZM13 131H14V130H13ZM21 131H22V128H21ZM29 131H30V132H29ZM52 131H53V130H52ZM55 131H56V130H55ZM60 131H61V130H60ZM71 131H72V130H71ZM123 131H124V130H123ZM123 131H121V132H123ZM127 131H128V130H127ZM131 131H132V130H131ZM133 131H135V130H133ZM67 132H68V131H67ZM129 132H130V131H129ZM143 132H144V131H143ZM148 132H149V130H148ZM3 133H4V132H3ZM3 133H2L1 136H3ZM6 133H7V132H6ZM9 133H11V132L9 131ZM13 133H14V132H13ZM16 133H17V132H16ZM48 133H49V131H48ZM52 133H53V132L50 131L51 138H52V136H53V134H54V133H53V134H52ZM58 133H59V132H58ZM58 133H55V134L57 135ZM61 133H62V131L60 132V134H61ZM73 133H74V131H73ZM140 133H141V132H140ZM144 133L146 134V132H144ZM197 133H198V132H197ZM0 134H1V133H0ZM14 134H15V133H14ZM33 134H34V133H33ZM38 134H39V133H38ZM55 134H54V135H55ZM70 134H71V133H70ZM134 134H135V132H134ZM136 134H137V133H136ZM142 134H143V133H142ZM145 134H144V135H145ZM148 134H149V133H148ZM148 134H147V135H148ZM157 134H158V133H157ZM157 134H156V135H157ZM200 134H201V135H200L201 139H207V140H208V139H210V137H211V136H210L211 131H208V132H204V131H203V132H200ZM215 134H216V133H215ZM215 134H214V135H215ZM8 135H10V134H8ZM12 135H13V134H12ZM42 135H44V134H42ZM50 135H48V136H50ZM123 135H124V134H123ZM137 135H138V134H137ZM140 135H141V134H140ZM151 135H152V134H151ZM193 135H194V134H193ZM193 135H192V136H193ZM1 136H0V137H1ZM10 136H11V135H10ZM78 136H79V135H78ZM145 136H146V135H145ZM154 136H155V135H154ZM196 136H197V135H196ZM12 137H13V136H12ZM14 137H15V136H14ZM14 137H13V139L17 142L18 140L15 139ZM55 137H56V136H55ZM142 137H144V136H142ZM142 137H141V138H142ZM147 137H148V136H147ZM150 137H152V136H149L148 139H149ZM194 137H195V136H194ZM1 138H2V137H1ZM5 138H6V136H5ZM16 138H17V134H16ZM59 138H60V136H59L58 138H55V139H59ZM61 138H62V137H61ZM61 138H60V139H61ZM66 138H67V137H66ZM132 138H134V137H132ZM152 138H153V137H152ZM152 138H151V141H152V143H153L154 140H152ZM154 138H155V137H154ZM156 138H157V137H156ZM211 138H212V137H211ZM26 139H25L24 141H26ZM139 139H140V138H139ZM148 139H147V140H148ZM157 139H158V138H157ZM189 139H190V138H189ZM192 139L194 140V138H192ZM201 139L199 138L200 141H201ZM0 140H1V139H0ZM61 140H63V139H61ZM66 140H67V139H65V143L67 142ZM127 140H128V139H127ZM130 140H131V139H130ZM132 140H133V139H132ZM136 140H137V139H136ZM158 140H159V139H158ZM195 140H196V139H195ZM207 140H206V141H207ZM210 140H211V139H210ZM260 140H261V139H260ZM48 141H49V140H48ZM203 141H204V140H203ZM53 142H54V141H52V143H53ZM55 142H56V141H55ZM55 142H54V143H55ZM68 142H69V141H68ZM71 142H72V141L70 140L69 143H71ZM84 142H85V141H84ZM88 142H89V141H88ZM138 142L140 143L141 141L138 140ZM146 142H147V141H146ZM156 142H158V141H156ZM156 142H155V144H156ZM198 142H199V141H198ZM18 143H19V141H18ZM58 143H59V142H58ZM63 143H64V142H63ZM65 143H64V144H65ZM69 143H68V145H69ZM131 143H132V142H131ZM135 143H136V142H135ZM135 143L133 142V145H134ZM139 143H137V144H139ZM144 143H145V142H144ZM152 143H151V144H152ZM2 144H3V143H1V147H2ZM30 144H31L32 146H29ZM72 144H73V142H72ZM76 144H77V142H76ZM76 144H75V146H76ZM87 144H88V143H87ZM142 144H143V143H142ZM142 144L140 145V147L143 148L144 145L142 146ZM159 144H160V143H159ZM188 144H189V143H188ZM190 144L193 145V146L191 147V148L193 149L194 145L197 144V143L194 144L193 142H191ZM204 144H205V143H204ZM24 145H26V143H25ZM49 145H50V144H48V146H49ZM52 145H54V144H52ZM66 145H67V144H66ZM73 145H74V144H73ZM85 145H86V144H85ZM107 145H108V144H107ZM146 145H147V144H146ZM157 145H158V143H157ZM199 145H200V144H199ZM199 145H198V147H199ZM202 145H203V144H202ZM208 145H209V143H208ZM262 145H263V144H262ZM17 146H18V145H17ZM153 146H154V145H153ZM5 147H6V146H5ZM13 147H14V146H13ZM55 147H56V146H55ZM57 147H58V146H57ZM76 147H77V146H76ZM76 147H75V148L73 147V149H72V145H71V151L74 150V149H76ZM134 147H136V146L134 145ZM145 147H147V146H144V149H146ZM148 147H149V145H148ZM206 147H208V146L203 145V147H202V151H203L204 155L202 154V151H201V153H199V154H200V157L197 156V157H199V158H197V157L195 156L197 159H199V161H200V158L204 159L205 161L208 159V155H206V153H207L206 150H208L209 148L207 149ZM262 147H263V146H262ZM7 148H8V147H7ZM25 148H26V147H24V149H25ZM51 148H52V147H51ZM60 148H61V147H60ZM60 148H59V149H60ZM68 148H70V147H68ZM78 148H79V146H78ZM78 148H77V150H78ZM85 148H86V147H85ZM88 148H90V146H89ZM142 148H140V149H142ZM149 148H150V147H149ZM191 148H190V149H191ZM196 148H197V147H196ZM196 148H195V149H196ZM211 148H212V147H211ZM9 149H10V148H9ZM59 149H58V150H59ZM66 149H67V147H66ZM144 149H143V150H144ZM152 149H153V147L150 148V151H149V150H146V152L148 151L147 153H149V152H153V153H154L155 151H151ZM214 149H215V147H214ZM224 149H225V148H224ZM1 150H2V151H1ZM1 150H0V151H1L2 154H0V157L3 158V159L0 158L1 160H3V161L0 162V163H3V165L0 164V183H1V185L6 184V181H7V184H8L9 187H8V189H6L7 187L4 188V190H6V191L8 190V191H7L8 193L11 192V197H12V199H13V198H14V199L17 198L18 200L20 199L19 201H20L21 204L26 203V206L23 205L24 208H23V207H22V208H19V209H22V211H23V212H22V211H21V212H22L23 215L25 216V217H23V218H24L23 220H25V223L29 224V226L31 225V226H34V227H35V225H37V224H38V226H39L40 224H43L42 222H39L41 219L39 218L40 220H38V217H39L41 214H43L45 211H46V215H47V217L49 216L50 213L47 214L48 211L43 209L42 206H44V205H42V203H44V202H42V198L40 199V198L38 197L37 194H34V193L31 191V186L29 187V189L26 187V184L24 183V180L27 179V178H26L27 176H26V177H25V176H22V178H23V179H22V178H20L18 175H15V171H14L13 169L15 168L14 166H17V165H16V164H15V165L13 164V163H14V160L11 159V158H12L11 156H10L11 158H9L8 150H6V148H5V149L2 148ZM11 150H12V149H11ZM16 150H17V148H16ZM81 150H82V149H81ZM87 150H88V149H87ZM90 150H91V149H90ZM95 150H97V149L95 148ZM138 150H139V149H138ZM154 150H155V149H154ZM156 150H157V148H156ZM196 150L198 151V149H196ZM196 150H195V151H196ZM200 150H201V149H200ZM216 150H217V149H216ZM263 150H264V148H263ZM13 151H14V150H13ZM26 151H27V149H26ZM47 151H48V150H47ZM141 151H142V150H141ZM144 151H145V150H144ZM144 151H143V153H144ZM157 151H158V150H157ZM159 151H160V148H159ZM191 151H192V150H191ZM218 151H219V150H218ZM48 152H49V151H48ZM56 152H57V151H56ZM64 152H65V151H64ZM75 152H76V151H75ZM79 152H80V150L78 151V153H79ZM88 152H89V151H88ZM185 152L187 153V151H184V154H185L184 157H186V156L188 155V154L186 155ZM193 152H194V151H193ZM216 152H217V151H216ZM52 153H54V152H52ZM57 153H59V152H57ZM60 153H61L60 155H63V154H62L63 152H60ZM66 153H67V152H66ZM66 153H65V154H66ZM69 153H70V149H69ZM69 153H67V154H69ZM81 153L83 154V150L80 152V154H81ZM84 153H85V151H84ZM93 153H94V148H93ZM95 153H96V152H95ZM95 153H94V154H95ZM97 153H98V152H97ZM153 153H151V154H153ZM156 153H157V152H156ZM156 153H155L154 155H156ZM210 153H211V152H210ZM72 154H73L72 156L69 154V155H70L69 157H74V158H75L74 152H73ZM75 154H76V156H77V153H75ZM151 154H150V155H151ZM158 154H159V153H158ZM158 154H157V155H158ZM189 154H190V153H189ZM192 154H194V153H192ZM192 154H190V155H192ZM201 154H202V155H201ZM218 154H219V153H218ZM218 154H217V155H218ZM246 154H247V153H246ZM249 154H250V153H249ZM28 155H27V156H28ZM89 155H90V153H89ZM95 155H96V154H95ZM98 155H99V154H98ZM144 155H146V154H144ZM178 155H179V154H178ZM181 155H182V154H181ZM209 155H210V154H209ZM47 156H49V153H48ZM81 156H83L82 158H84V157H85V154H83V155H81ZM86 156H87L86 158H88V154H87ZM96 156H97V155H96ZM159 156H160V155H159ZM159 156H158V157H159ZM193 156H194V155H193ZM219 156H220V155H219ZM250 156H251V155H248V158H249ZM104 157H105V156H104ZM146 157H147V156H146ZM153 157H154V156H153ZM156 157H157V156H156ZM156 157H154V159H157ZM161 157H162V156H161ZM184 157H182V158H184ZM187 157H189V155H188ZM190 157H191V156H190ZM209 157H210V156H209ZM215 157H216V155H215ZM217 157H218V156H217ZM239 157H240V156H239ZM256 157H257V156H256ZM24 158H25V157H24ZM78 158H80V155H79V157H76V159H78ZM86 158H85V159H86ZM90 158H91V157L88 158L89 161H91V160L93 159V158H92V159L90 160ZM148 158H152V156H148ZM176 158H177V157H176ZM182 158L180 157V160H181ZM191 158H194V157H191ZM196 158H195V159H196ZM213 158H214V157H213ZM246 158H247V157H246ZM248 158H247V159H248ZM43 159H42V160H43ZM85 159H81V160H85ZM178 159H179V158H178ZM178 159H177V161H178ZM195 159H194V160H195ZM210 159H211V158H210ZM218 159H219V157H218ZM249 159H251V158H249ZM88 160H87V163H86L87 165L89 164V163H88ZM93 160H94V159H93ZM97 160H98V159H97ZM171 160H172V159H171ZM180 160H179V161H180ZM184 160H185V159H184ZM188 160H189V158H188ZM190 160H191V159H190ZM190 160H189V162L186 161V163H185V161H184V163L186 164L185 166L188 167L187 163H190ZM211 160H213V159H211ZM219 160H220V159H219ZM28 161H29V160H28ZM39 161H41V159H39ZM69 161H70V160H69ZM72 161H74L73 158H72ZM76 161H77V160H76ZM95 161H96V159H95ZM150 161H152V164H153V166H154L153 159H152V160L150 159ZM169 161H170V160H169ZM169 161H168V162H169ZM174 161H175V159H174ZM182 161H183V159H182ZM196 161H197V160H196ZM196 161H195V162H196ZM199 161H197V162H198L197 164H199ZM201 161H202V160H201ZM246 161H247V160H246ZM249 161H250V160H249ZM29 162H30V161H29ZM37 162H38V161H37ZM41 162H42V161H41ZM77 162H78V161H77ZM79 162H82V161H79ZM84 162H85V161H84ZM84 162H83V164H84ZM111 162H113V164H112V163H109V164H112V165H109V168L114 167V165H116V164L118 163V162L115 163L114 160H112ZM154 162H156V160H154ZM157 162H158V160H157ZM160 162H161V160H160ZM160 162H159V163H160ZM165 162H166V161H165ZM168 162H166V163H168ZM171 162H172V161H171ZM195 162H193V164H192V165L190 164L189 166H193ZM202 162H203V161H202ZM213 162H214V160H213L212 162H210V163H213ZM225 162H226V161H225ZM251 162H252V160H251ZM17 163H18V162H17ZM27 163H28V162H27ZM67 163H68V162H67ZM92 163H93V162H92ZM114 163H115V164H114ZM175 163H177V162H175ZM181 163H182V162H181ZM191 163H192V160H191ZM215 163H216V162H215ZM220 163H222V162L220 161ZM228 163H229V162H228ZM230 163H231V162H230ZM247 163H248V161H247ZM252 163H254V162H252ZM261 163H262V160H261ZM18 164H19V163H18ZM28 164H29V163H28ZM90 164H91V162H90ZM90 164H89V165H90ZM96 164H98V165L100 166V170H102L101 168H103V167H102L99 163H96ZM102 164H103V163H102ZM107 164H108V163H107ZM119 164H121V163H119ZM182 164H183V163H182ZM201 164H202V163H201ZM223 164H224V162H223ZM249 164H250V163H249ZM262 164H263V163H262ZM29 165H30V164H29ZM41 165H43V164H41ZM41 165L36 164V165H34V166L32 165V166H33V168L37 171V170L40 169V166H41ZM104 165L106 166V164H104ZM122 165H123V164H122ZM156 165H157V164H155V166H156ZM165 165H166V164H165ZM168 165H169V164H168ZM206 165H207V164H206ZM217 165H218V164H217ZM219 165H220V164H219ZM231 165H232V164H231ZM233 165H234V164H233ZM22 166H23V165H22ZM30 166H31V165H30ZM30 166H28L29 169H30ZM75 166H76V165H75ZM77 166H78V165H77ZM82 166H83V165H81V166H79V167H82ZM107 166H108V165H107ZM107 166H106V167H107ZM110 166H112V167H110ZM120 166H121V165H120ZM137 166H138V165H137ZM140 166H141V165H140ZM151 166H152V165H151ZM177 166H178V167H177ZM180 166H182V165H180ZM180 166L177 164V165H176V168H175V167L173 166V164H171L170 167L167 166V167L170 168V169L167 170V171H165V172H166V173H169L168 171H171V173H174V174L177 176V180H178V181L176 180L177 182H175L176 185L179 184V183L182 184V185H181V184H180V185H177V186H179L178 189H180V186H182V187H181L182 189H183V187L185 186L186 189H185V187H184V190H187V188H188V189H189L188 192H189V194H190V195L188 196V198L191 196V198L194 199V200H193V203H194L195 199H196V202H195V203H198V201H199V202L201 203V204L198 203V204H200V208H201L203 205H204L205 207H207L206 209H205V207H204V208L202 207V208H203V210H204V209H205L206 211L208 210V213H210V216L214 218V221L216 222V225H215V226L218 227V225H219V227L222 228L223 231H224V228H226V230H227V227H228L229 225H227V223H226L225 220H224V216H223V214H220V212H219L220 210L217 208L218 205H219L220 203H219V204H216L215 201H214V199H213L215 196H217V195L214 194V191H215V190L213 191V193H211V191H210V192L208 191V189H209V190H212V188H211L212 185H211V186L209 185L208 188H207L206 185H204V186H206L205 189H204L203 187H202L203 189H202V188L200 189V187H198L199 184H200V182H198V186L193 182V181L196 180V179H194L192 182H190V181L188 180V178H186V176L184 175V174H185V170H186V169H184L185 166H183V167H180ZM195 166H196V164H195ZM195 166H194V167H195ZM201 166H202V165H201ZM204 166H205V165H204ZM214 166H215V165H214ZM250 166H251V165H250ZM250 166H249V168H250ZM13 167H14V168H13ZM42 167H43V166H42ZM93 167L95 168V166H93ZM123 167H124V166H123ZM123 167H122V168H123ZM199 167H200V166H199ZM219 167H221V166H219ZM243 167H244V166H243ZM257 167H259V166L257 165ZM26 168H27V167H26ZM33 168L31 167V169H33ZM77 168H78V167H77ZM82 168H83V171H84V166H83ZM98 168H99V167H98ZM104 168H105V167H104ZM104 168H103V169H104ZM117 168H119V167H117ZM120 168H121V167H120ZM125 168H126V166L124 167V169H125ZM128 168H129V167H128ZM128 168H127V169H128ZM133 168H134V170H135L136 167H133ZM152 168H153V167H152ZM164 168H165V167H164ZM168 168H166V169H168ZM188 168H190V167H188ZM188 168H187V169H188ZM201 168H202V167H201ZM203 168H204V167H203ZM210 168H211V167H210ZM230 168H231V167H230ZM263 168H264V167H263ZM19 169H20V168H19ZM34 169H33V170H34ZM88 169H89V171H88L89 173H91L92 170H94L93 168H92V170H90V167H89ZM127 169H125V170H127ZM136 169H137V168H136ZM138 169H139V168H138ZM147 169H148V168H147ZM153 169H154V168H153ZM158 169H162V168H158ZM183 169H184V171H183ZM192 169H193V168H192ZM197 169H198V167H197ZM211 169H213V168H211ZM219 169H220V168H219ZM219 169H218V170H219ZM247 169H248V168H247ZM247 169L245 170L247 173L243 170L246 174H248V173L250 172V170L247 171ZM252 169H253V168H252ZM252 169H251V170H252ZM254 169H255V172H256V171H257V170H256V167H255ZM78 170H79V169H78ZM81 170H82V169H81ZM81 170H80V173H82ZM85 170H86V167H85ZM95 170H96V169H95ZM97 170H98V169H97ZM105 170H106V169H104L103 172H105ZM110 170H111V169H110ZM110 170H106V173H107V174L109 173V175H110V177H111ZM120 170H121V169H120ZM128 170H129V169H128ZM131 170H132V169H131ZM134 170H133V172H131L132 174L134 173ZM139 170H141V169H139ZM154 170H155V169H154ZM164 170H165V169H164ZM164 170H162V171H164ZM193 170H194V169H193ZM207 170H208V169H207ZM239 170H240V169H239ZM24 171H25V170H24ZM24 171H23V172H24ZM90 171H91V172H90ZM116 171H117V170L115 169V172H116ZM141 171H142V170H141ZM194 171H197V170H194ZM198 171H199V170H198ZM258 171H259V170H258ZM31 172H32V171H31ZM78 172H79V171H78ZM112 172L114 173V168L112 169ZM135 172H136V171H135ZM137 172H138V171H137ZM142 172H143V171H142ZM146 172H147V171H146ZM149 172H151V170H150ZM149 172H148V173H149ZM155 172H156V171H155ZM160 172H161V171H160ZM190 172H191V171L189 170V173H190ZM29 173H30V172H29ZM84 173H85V172H84ZM86 173H87V172H86ZM86 173H85V174H86ZM113 173H112V175H113ZM122 173H123V170H122ZM152 173H153V172H152ZM189 173H188V175H189ZM197 173H199V172H197ZM200 173H201V172H200ZM207 173H208V172H207ZM207 173L205 172L204 174H207ZM234 173H235V172H234ZM241 173H242V172H241ZM253 173H254V172H253ZM256 173H257V172H256ZM259 173H260V172H259ZM22 174H23V173H22ZM32 174H33V172H32ZM44 174H46V173L43 172L42 175H44ZM85 174H84V175H85ZM91 174L94 175L93 172H92ZM95 174H96V173H95ZM98 174H99V173H98ZM98 174H96L95 176L92 177V178H95V179H96V180L94 181V183L97 181V179H99L98 181L100 182V180H101V178H102V176H100L101 174H100V175H98ZM104 174H105V173H104ZM114 174H115V173H114ZM120 174H121V172H120ZM125 174H126V173H125ZM139 174H140V173H139ZM169 174H170V173H169ZM169 174H167V175L169 176ZM174 174H172L173 177H174ZM204 174H203V175H204ZM210 174H211V173H210ZM213 174H214V173H213ZM216 174H217V172H216ZM221 174H222V173H221ZM230 174H231V173H230ZM257 174H258V173H257ZM28 175H30V174H28ZM86 175H87V174H86ZM86 175H85V176H86ZM92 175H91V176H92ZM97 175H98V176H97ZM102 175H103V174H102ZM116 175H117V174H116ZM116 175H115V176H116ZM118 175H119V173H118ZM122 175H123V174H122ZM122 175H121V176H120V175L118 176V177H119L118 180L121 179L120 177H122ZM133 175L136 176V174H133ZM133 175H132V177H135V176H133ZM137 175H138V174H137ZM147 175L149 176L150 174H147ZM186 175H187V173H186ZM188 175H187V176H188ZM192 175H196V174H192ZM197 175H198V174H197ZM200 175H201V174H200ZM200 175H199V176H200ZM207 175H208V174H207ZM232 175H233V174H231V176H232ZM235 175H236V174H235ZM239 175H241V174H239ZM242 175H243V174H242ZM252 175H253V174H252ZM82 176H83V175H82ZM99 176H100V177H99ZM115 176H114V177H115ZM141 176L143 177L142 174H141ZM144 176H145V174H144ZM148 176H147V177L145 176L144 178H146L147 180H149ZM176 176H175V177H176ZM211 176H212V175H211ZM211 176H210V178H211ZM221 176H222V175H221ZM261 176H262V175H261ZM15 177H16V178H15ZM42 177H43V176H42ZM46 177H47V176H46ZM86 177H87V179H88L89 176H86ZM96 177H97V178H96ZM98 177H99V178H98ZM107 177H108V176H107ZM110 177H108V178H110ZM112 177H113V176H112ZM139 177H140V175H139ZM151 177H152V176H150V180H152V181H153L154 178H156V177L158 178V176H154V175H153L152 178H151ZM163 177H164V176H163ZM169 177H170V176H169ZM175 177H174V178H175ZM188 177H190V176H188ZM193 177H194V176H193ZM197 177H198V176H197ZM206 177H207V176H206ZM206 177H205V179H207ZM213 177H215V174H214ZM246 177H249V176L246 175ZM256 177H257V176H256ZM259 177H260V176H259ZM70 178H71V180H70ZM70 178H68L69 183H70V181H71V182L73 183V186H74V184H75L76 182H75V183L73 182V179H72L73 177H70ZM81 178H82V177H81ZM89 178H90V177H89ZM108 178H107V180H108V181H111V180L108 179ZM124 178H125V176H123V178H122L123 181H125ZM135 178H137V177H135ZM144 178H143V180H144ZM170 178H171V177H170ZM200 178H201V177H200ZM202 178H203V177H202ZM202 178H201V179H202ZM210 178H209V179H210ZM215 178H216V177H215ZM217 178H218V177H217ZM231 178H232V179H233V178H234V179L237 178L235 182H238L239 185H242V184H243V180H242L239 176H237L236 178H235V177H231ZM103 179H104V178H103ZM103 179H102L101 181H103ZM112 179H113V178H112ZM126 179H127V178H126ZM138 179H139V178H138ZM161 179H162V178H161ZM171 179H172V178H171ZM201 179H200V180H201ZM205 179H204V180H205ZM212 179H214V178H212ZM212 179H211V180H212ZM222 179H223V178H222ZM226 179H227V177H226ZM252 179H253V178H252ZM256 179H257V178H256ZM79 180H80V178H79ZM85 180H86V179H85ZM91 180H94V179H91ZM113 180H114V179H113ZM115 180H117L116 177H115ZM136 180H137V179H136ZM150 180H149V181H150ZM159 180H160V178H159ZM172 180H173V179H172ZM197 180H198V179H197ZM197 180H196V181H197ZM227 180H228V179H227ZM26 181H29V182H30V180H28V179H27ZM83 181H84V180H82V182H83ZM120 181H121V180H120ZM123 181H122V182H123ZM137 181H138V180H137ZM152 181H150V182H152ZM154 181H155V179H154ZM174 181H175V179H174ZM217 181H218V180H217ZM231 181H232V180H231ZM246 181H247V180H246ZM262 181H263V180H262ZM35 182H36V181H35ZM80 182H81V181H80ZM85 182H86V181H85ZM90 182H91V181H90ZM118 182H119V181H118ZM125 182H128V181L126 180ZM129 182H130V181H129ZM129 182H128V183H129ZM143 182H144V181H143ZM145 182H146V180H145ZM178 182H179V183H178ZM204 182H205V181H204ZM214 182H215V180H214ZM214 182L212 181V183H214ZM224 182H225V181H224ZM232 182H233V181H232ZM67 183H68V182H67ZM88 183H89V179H88ZM94 183L91 182V184H90L92 188H93ZM114 183H115V181H114ZM120 183H121V182H120ZM120 183H117V184H120ZM130 183H131V182H130ZM196 183H197V182H196ZM209 183H210V181H209ZM218 183H219L218 185H220V182H218ZM222 183H223V182H222ZM222 183H221V184H222ZM238 183H237V184H238ZM241 183H242V184H241ZM29 184H30V183H29ZM86 184H87V183H86ZM92 184H93V185H92ZM110 184H113V183L109 182V186H110ZM115 184H116V183H115ZM117 184H116V187H117ZM147 184H148V183H147ZM150 184H151V183H150ZM150 184H149V185H150ZM201 184H203V183H201ZM206 184H207V183H206ZM214 184H215V183H214ZM231 184H232V183H231ZM235 184H236V183H235ZM32 185H33V184H32ZM64 185H65V184H64ZM127 185H128V184H127ZM129 185H130V184H129ZM149 185H148V186H149ZM151 185H152V184H151ZM174 185H175V184H174ZM183 185H184V186H183ZM224 185H225V184H224ZM243 185H244V184H243ZM247 185H248V184H247ZM263 185H264V183H263ZM6 186H7V185H6ZM49 186H50V185H49ZM56 186H57V185H56ZM70 186H72V185H70ZM76 186H78V189H79L80 185H77V184H76ZM96 186H97V184L95 185L94 189H95V188H98V186H97V187H96ZM118 186H119V185H118ZM123 186H124V182H123ZM131 186H132V185H131ZM131 186H128V187H131ZM152 186H153V185H152ZM216 186H217V185L215 184V186H214L213 188L216 189ZM220 186H221V185H220ZM236 186H237V185H236ZM236 186H235V187H236ZM253 186H254V185H253ZM0 187H1V186H0ZM3 187H4V186H3ZM38 187H40V186H38ZM46 187H47V186H46ZM83 187H88V186H87V185L82 186V184H81V187H80L81 190L84 191V189H85V191H86V188H83ZM91 187H90V188H91ZM99 187H100V186H99ZM137 187H138V186H137ZM155 187H156V186H155ZM221 187L223 188V185H222ZM224 187H225V186H224ZM227 187L229 188V186H227ZM235 187H234V188H235ZM237 187H238V186H237ZM241 187H242V186H241ZM1 188H2V187H1ZM35 188H36V187H35ZM58 188H59V187H58ZM61 188H62V187H61ZM68 188H69V187H68ZM68 188H67V189H68ZM70 188H72V187H70ZM82 188H83V189H82ZM88 188H89V187H88ZM105 188H106V187H105ZM110 188H111V187H110ZM120 188H122V185L120 186ZM120 188H119V189H120ZM132 188H133V187H132ZM134 188H135V187H134ZM206 188H207V189H206ZM210 188H211V189H210ZM222 188H220V189H222ZM244 188H245V185H244ZM249 188H250V185H249ZM32 189H33V187H32ZM50 189H51V188H50ZM50 189H46V190H48V192H49ZM56 189H57V188H56ZM63 189H64V188H63ZM65 189H66V187H65ZM75 189H76V187L74 186V189H73V190H75ZM78 189H77V190H78ZM112 189H113V188H112ZM119 189H118V192H119ZM164 189H165V188H164ZM220 189H218V190H220ZM229 189H230V188H229ZM237 189H238V188H237ZM245 189L248 190L247 188H245ZM256 189H257V188H256ZM0 190H2V189H0ZM9 190H10V192H9ZM29 190H30V191H29ZM39 190H40V189H39ZM42 190H43V189H42ZM46 190H44V191H46ZM57 190H59V189H57ZM57 190H56V191H57ZM73 190H72V192H73ZM98 190H99V189H98ZM100 190H101V189H100ZM100 190H99V191H100ZM115 190H116V189H115ZM160 190H161V187H160V189L158 190V186H157V189H156L157 192L155 191L154 194L157 195L156 193H158ZM162 190H163V188H162ZM230 190H233V188L231 187ZM230 190H228V191H229V192H232V191H230ZM238 190H239V192H240V190H241V191H242V190L244 191L243 188H242V189H238ZM246 190H245V191H246ZM250 190H251V189H250ZM35 191H36V189H35ZM35 191H34V192H35ZM52 191H54V190H52ZM56 191H55V192H56ZM82 191H81V192H82ZM89 191L91 192V195H90V196H92V194H93L92 191H91V190H89ZM89 191H88V192H89ZM95 191H96V190H95ZM111 191H112V190H111ZM111 191H109V192H111ZM182 191H183V190H182ZM222 191L224 192L225 189H222L221 191H219V193H220V194L222 193V196H223V194H224L225 192L223 193ZM0 192H1V191H0ZM2 192H3V191H2ZM2 192H1V193H2ZM30 192H32L34 195H33V194L30 195ZM50 192H51V191H50ZM57 192H59V191H57ZM64 192H65V190H64ZM81 192L78 193V194H81ZM93 192H94V190H93ZM96 192H97L96 194L99 195V192H98V191H96ZM115 192H117V191H115ZM131 192L133 193V190H132ZM160 192H161V191H160ZM160 192H159V194H160ZM177 192H179V191H177ZM186 192H187V191H186ZM216 192H217V191H216ZM216 192H215V193H216ZM229 192H227V194H228ZM237 192H238V191H237ZM247 192H248V191H247ZM5 193H6V192H5ZM5 193H4V192L2 193V194H4V197H5V195H6L7 197L10 198V196H9L8 194H5ZM36 193H38V192H36ZM73 193H75V192H73ZM73 193H72V195H73ZM101 193H102V192H101ZM103 193H105V192H103ZM103 193H102V194H103ZM119 193H120V192H119ZM119 193H118V195H119ZM121 193H122V192H121ZM184 193H185V192H183V194H184ZM233 193H234V192H233ZM233 193H229V194H228V195H230L229 197H227L228 195L226 196V193L224 194V196H226V198H227L228 200L231 199V200L233 201L234 198H235V197L233 198V196H234ZM243 193H244V192H243ZM56 194H57V193H56ZM58 194H59V193H58ZM63 194H64V193H63ZM76 194H77V193H76ZM84 194H85V192H84L82 195L84 196ZM88 194H89V193H88ZM107 194H108V193H107ZM107 194L105 193L106 196H108ZM122 194H123V195L125 194L124 197L127 196V193H122ZM150 194H151V193H150ZM154 194H152V195L154 196ZM187 194H188V193H187ZM187 194H186V195H187ZM212 194L215 195V196H213V198H212V196H211ZM216 194H217V193H216ZM220 194H218V196H219ZM231 194H233V195L231 196ZM41 195H42V194H41ZM46 195H47V194H46ZM46 195H45V196H46ZM50 195L53 196L52 193H50ZM50 195H48V196H50ZM54 195H55V193H54ZM72 195H71V196H72ZM85 195H86V194H85ZM105 195H104V196H105ZM114 195H115V194H114ZM128 195H129V194H128ZM184 195H185V194H184ZM235 195H237V194H235ZM245 195H246V194H245ZM48 196H47L46 198H48ZM65 196H67V195H65ZM73 196H74V195H73ZM75 196H76V195H75ZM80 196H81V195H80ZM99 196H100V195H99ZM104 196H102V197H104ZM130 196H131V195H130ZM136 196H137V195H136ZM153 196H151V197H153ZM218 196H217V197H218ZM4 197H3V198H4ZM50 197H51V196H50ZM50 197H49V198H50ZM56 197H57V196H56ZM62 197H63V196H62ZM68 197H69V195L67 196V198H68ZM87 197H88V195H87ZM92 197H93V196H92ZM94 197H95V194H94ZM100 197H101V196H100ZM113 197H114V196H113ZM133 197H134V195H133ZM149 197H150V196H149ZM155 197H156V196H155ZM155 197H154V198H155ZM180 197H181V196H180ZM220 197H221V196H220ZM220 197L217 198V201H216V202H218V200H220ZM242 197H243V195H242ZM242 197L240 198V197L238 196V198H240V199H242ZM9 198H8V200H9ZM71 198H72V197H71ZM75 198H79V197L76 196ZM81 198H82V197H81ZM83 198L86 199V197H83ZM188 198H187V199H188ZM226 198H224L223 201H225ZM246 198H247V196H245V198L243 197L244 200H245ZM248 198H249V197H248ZM5 199H6V198H5ZM14 199H13L12 201H14ZM53 199H54V198H53ZM57 199H58V198H57ZM72 199H73V198H72ZM88 199H89V198H88ZM97 199H99V198L97 197ZM109 199H110V198H109ZM111 199H112V198H111ZM116 199H117V198H116ZM116 199H115V200H116ZM126 199H127V200L129 199V200H130L131 198L129 197V198H126ZM132 199H133V198H132ZM158 199H159V198H158ZM185 199H186V196H185ZM253 199H254V198H253ZM0 200H1V197H0ZM3 200H4V199H3ZM6 200H7V199H6ZM6 200H5V201H6ZM8 200H7L6 202H8ZM47 200H48V199H47ZM51 200H52V199H51ZM58 200H59V199H58ZM62 200H63V201L65 200V203H66V200H67V199H66V197H65V198H63ZM74 200L76 201L77 199H74ZM86 200H87V199H86ZM89 200L94 201V200H92V199H89ZM95 200H96V197H95ZM104 200H106V199H104ZM107 200H108V199H107ZM113 200H114V199H113ZM113 200H112V203H113ZM129 200H128V201H129ZM152 200H153V198H152ZM156 200H157V199H156ZM156 200H155V201H156ZM191 200H192V199H191ZM191 200H190V201H191ZM215 200H216V199H215ZM221 200H222V199H221ZM231 200H230L229 203L232 202ZM236 200L238 201V199H236ZM236 200L234 201L235 203H236ZM15 201H16V200H15ZM21 201H22V202H21ZM52 201H53V200H52ZM55 201H56V200H55ZM55 201H54V202H55ZM60 201H61V200H60ZM67 201H68V200H67ZM70 201H71V200H70ZM75 201H74V202H75ZM79 201H80V200H79ZM87 201H88V200H87ZM91 201H90V202H91ZM124 201H126V200H124ZM130 201H131V200H130ZM130 201H129V202L126 201L127 203L125 202L126 204L124 205V207H125L127 204L129 205ZM132 201H133V200H132ZM181 201H182V199H181ZM188 201H189V200H188ZM226 201H227V200H226ZM241 201H242V200H241ZM241 201H240V202H237V203H238V204L241 203L240 205H242V207H243V206L245 205V203H243V202H241ZM256 201H257V199H256ZM259 201H260V200H259ZM9 202H11V201H9ZM16 202H17V201H16ZM81 202H82V201H81ZM90 202H89V204H90ZM95 202H96V204H98L97 201H95ZM98 202H100V203H99V205H100L101 202H103V201H99V200H98ZM106 202H108V201H105V205H106V206H109L110 204L108 203V204H109V205H108V204H106ZM116 202H117V201H116ZM183 202H184V201H183ZM185 202H186V200H185ZM220 202H222V201H220ZM227 202H228V201H227ZM227 202H226V203H227ZM247 202H248L250 205L253 204L252 201H251V199H250V200L247 199V201H246V205H247V206H244V209H246V207H248V206L250 207V205L247 204ZM250 202H251V203H250ZM253 202H255V200H253ZM0 203H3V206H4V204H5L4 201H2V200H1ZM20 203H19V204H20ZM59 203H61V202H59ZM59 203H58V204H59ZM72 203H73V202H72ZM72 203L69 202L68 205L70 206V204H72ZM76 203H77V202H76ZM92 203H93V202H92ZM92 203H91V204H92ZM118 203H119V202H118ZM122 203H123V202H122ZM136 203H137V202H136ZM140 203H141V202H140ZM144 203H145V202H144ZM155 203H156V202H155ZM195 203H194V204H195ZM222 203L224 204V202H222ZM226 203H225V204H226ZM237 203H236V204H237ZM261 203L264 204V202H262V201H261ZM261 203H260V205H261ZM10 204H11V203H10ZM10 204H9V205H10ZM17 204H18V202H17ZM17 204H15V205H17ZM63 204H64V203H63ZM78 204H79V203H78ZM146 204H148V203H146ZM146 204H145V205H146ZM184 204H185V203H184ZM187 204H190V203L187 202L185 205L188 206ZM202 204H203V205H202ZM225 204H224V206H222V209H223V210L227 207V206H226L227 204H226V205H225ZM233 204H234V203H233ZM238 204H237V205H238ZM5 205H6V204H5ZM9 205H8V206H9ZM13 205H14V204H13ZM79 205H80V204H79ZM85 205H86V206H85L86 208H84V209L86 210V209L88 208L87 210H90L89 206L87 207L88 202H87V204H85ZM103 205H104V204H103ZM103 205H101V208H102ZM113 205H117V204H114V203H113ZM113 205L111 204V206H113ZM130 205H131V203H130ZM133 205H136V204H134V202H133ZM137 205H139V203H138ZM137 205H136V206H137ZM201 205H202V206H201ZM220 205H221V204H220ZM228 205H229V204H228ZM234 205H235V204H234ZM253 205H254V206H253ZM253 205H252L251 207H252L253 209H255V204H253ZM3 206H2V207H3ZM8 206H5V207L7 208ZM11 206H12V205H11ZM17 206L19 207L20 205H17ZM90 206H91V205H90ZM92 206H93V204H92ZM95 206H96V205H95ZM95 206H94V207H95ZM118 206H119V205H118ZM120 206L122 207V205H120ZM120 206L118 207V212L113 210V213H114V212H117V214H118L119 211H120V209L122 210V208H121ZM131 206H132V205H131ZM131 206H130V207H131ZM189 206H190V205H189ZM189 206H188V209H192V208L195 209V208H194V205H193L191 208H189ZM198 206H199V205H197V206H195V207L198 208ZM225 206H226V207H225ZM232 206H233V205H232ZM258 206H259V205H257V207H258ZM262 206H263V205H262ZM5 207H3V208H5ZM9 207H10V206H9ZM9 207H8V208H9ZM54 207H55V206H54ZM56 207H57V206H56ZM58 207H59V206H58ZM60 207H61V205H60ZM71 207H72V206H71ZM71 207H70V208H71ZM80 207H82V205H80ZM96 207L98 208V205H97ZM96 207H95V208H96ZM115 207H116V206H115ZM115 207H114V209H115ZM130 207H129V208H130ZM139 207H140V205H139ZM141 207H142V206H141ZM143 207H144V206H143ZM143 207L140 208V209H142V210H140V209H138L139 211L137 210L138 213H141V212H142V213H141L142 216H141L140 218L143 219L144 217H147V218H148V221L146 220V221H147L146 223L148 224V222L150 221V223L152 222V224H154V223H153V218L156 216V214H155V216H154V215H150V214H149L150 212L148 211V212H149V213H148V212H147V209H146V211H144ZM219 207H220V206H219ZM242 207H241V208H242ZM249 207H248V208H249ZM8 208H7V209H8ZM15 208H16V207H15ZM15 208H14V209H15ZM47 208H48V207H47ZM72 208H73V207H72ZM72 208H71L70 210H73ZM95 208H93L94 210L91 209V210H92V212H90L91 215H92L93 211H95V212L97 211V213H98L99 211H100V212L102 211V210H100V209H101L100 207H99L100 209L98 208V210H97V209L95 210ZM125 208L128 209V207H125ZM184 208L186 209V207H184ZM229 208H230V207H229ZM238 208H239V206H237L236 208L234 207V210H232V212H231V214H234L235 217H237V215H236L234 212L237 211L238 214L241 213V212H238V210H239ZM241 208H240V209H241ZM258 208H259V207H258ZM263 208H264V207H263ZM9 209H10V208H9ZM9 209H8V210H9ZM17 209H18V208H16V210H17ZM68 209H69V208H68ZM81 209H82V208H81ZM130 209H131V208H130ZM135 209H136V207H135ZM161 209H162V208H161ZM173 209H174V208H173ZM173 209H172V210H173ZM193 209H192V210H193ZM198 209H199V208H198ZM230 209H231V208H230ZM232 209H233V208H232ZM236 209H237V210H236ZM253 209H252V210H253ZM261 209H262V208H261ZM261 209H259L260 212H261ZM4 210H5V209H4ZM11 210H12V207H11ZM57 210H58V209H57ZM60 210H61V208H60ZM62 210H63V208H62ZM105 210H106V209H104V212H106ZM133 210H134V209H133ZM149 210H150V209H149ZM172 210H171V211H172ZM199 210H200V209H199ZM203 210H201V212H202ZM218 210H219V211H218ZM226 210H229V209H225V211H226ZM235 210H236V211H235ZM255 210H256V209H255ZM14 211H15V210H14ZM17 211H18V210H17ZM49 211H50V210H49ZM58 211H59V210H58ZM65 211H66V210H65ZM82 211H83V209H82L81 211H79V212H80V213H78L79 216L81 215V212H82ZM109 211H110V210H109ZM109 211H108V212H109ZM124 211H125V213H126V210H124ZM124 211H123V212H124ZM150 211H151V210H150ZM159 211H160V210H159ZM162 211H163V210H162ZM162 211H161V212H162ZM178 211H179V209H178ZM190 211H191V210H190ZM196 211H197V210H196ZM233 211H234V212H233ZM241 211H242V210H241ZM248 211H249V210H248ZM250 211H251V210H250ZM250 211H249V212H250ZM253 211H254V210H253ZM7 212H8V211H7ZM7 212H5V213L7 214ZM28 212H31L32 215H31L30 213H28ZM40 212H41V213H40ZM42 212H43V213H42ZM51 212H52V209H51ZM63 212H64V211H63ZM67 212H68V210H67ZM70 212H71V211H70ZM70 212H68V213L70 214ZM77 212H78V210H77ZM77 212H76V214H77ZM86 212H87V211H86ZM86 212H85V213H86ZM104 212L102 213L103 215H106V214L108 213V212H107L106 214H104ZM110 212H111V211H110ZM146 212H147V213H146ZM191 212H192V211H191ZM229 212H230V211H229ZM242 212H243V211H242ZM10 213H12V212H10ZM15 213H16V212H15ZM53 213H55V212H53ZM82 213L85 215L84 212H82ZM90 213L87 214V215H90ZM134 213H135V212H134ZM168 213H169V211H168ZM170 213H171V212H170ZM179 213H180V212H179ZM192 213H193V212H192ZM203 213H204V212H203ZM223 213H224V212H223ZM250 213H251V212H250ZM255 213H256V211H255L254 213H251V214H254V215H255ZM257 213H258V210H257ZM44 214H45V213H44ZM44 214H43V215H44ZM55 214H56V213H55ZM59 214H61V211H60ZM59 214H58L57 217H61V215H59ZM129 214H130V212H129ZM136 214H137V213H136ZM173 214H174V213H173ZM227 214H229V213L227 212ZM246 214H248L247 209H246V213H245V215H246ZM56 215H57V214H56ZM67 215H68V214H67ZM72 215H73V214H72ZM84 215H83V217L85 218L86 216H84ZM99 215H101V213H99ZM103 215H101L99 218L104 220ZM118 215H119V214H118ZM118 215H116V216H118ZM120 215H122L121 217L123 218V214H120ZM134 215H135V214H134ZM134 215H133V216H134ZM139 215H140V214H139ZM149 215H150L151 217H150ZM174 215H175V214H174ZM174 215H171L172 217L169 215L170 217L168 216V218H171V220H172V219L174 220V217H173ZM205 215H206V214H205ZM207 215H208V214H207ZM225 215H226V214H225ZM245 215H244V212H243V214H242L241 216H245ZM248 215H250V214H248ZM257 215H259V214H257ZM260 215H261V214H260ZM5 216H6V215H5ZM10 216H11V215H10ZM69 216H70V215H69ZM73 216H74V215H73ZM79 216H78L77 218H79ZM92 216L94 217L95 215H92ZM92 216H91V218H93ZM133 216H131V217H132L131 220H133V221L135 220V221H136L137 218H136V219H133V218H135V217H137V216H134V217H133ZM143 216H144V217H143ZM148 216L151 218V220H150V218H149ZM152 216H154V217L152 218ZM164 216H165V215H164ZM179 216H180V215H179ZM197 216H198V215H197ZM210 216H208V219H209ZM226 216H227V215H226ZM246 216H247V215H246ZM13 217H14V216H13ZM16 217H17V216H16ZM18 217H19V215H18ZM21 217H22V216H21ZM41 217H42V216H41ZM63 217H65V216H64V214L62 213V218H63ZM70 217H71V216H70ZM74 217H75V216H74ZM74 217H73V218H74ZM88 217H89V216H88ZM101 217H102V218H101ZM108 217H110V216H108ZM159 217H160V216H159ZM165 217H166V216H165ZM204 217H206V216H204ZM235 217H234V218H235ZM248 217H249V216H247V218H248ZM262 217H263V216H262ZM262 217H261V218H262ZM45 218H46V217H45ZM66 218H67V217H66ZM89 218H90V217H89ZM97 218H98V217H97ZM97 218H96V219H97ZM115 218H118V217H115ZM119 218H120V217H119ZM119 218H118V220H119ZM122 218H121V220H122ZM124 218H126V217H124ZM138 218H139V217H138ZM155 218H156V217H155ZM168 218H166V220L170 221V223H171V220L168 219ZM175 218H176V215H175ZM180 218H185V217L180 216ZM239 218H240V216H239ZM243 218H244V217H243ZM250 218H252V217H250ZM254 218L256 219V215H255ZM258 218H259V217H257V219H258ZM17 219H18V218H17ZM17 219H16V220H17ZM64 219H65V218H64ZM67 219H69V218H67ZM81 219H83V218H81V216H80V220H81ZM86 219H87V217H86ZM93 219H94V218H93ZM105 219H107V215L105 216ZM110 219L112 220V217H111ZM127 219H128V218H127ZM159 219H160V218H159ZM161 219H163V220H162V221L159 220V221H161V222H165V218L162 217ZM225 219H226V217H225ZM229 219H230V218H229ZM263 219H264V218H263ZM263 219H262V220H263ZM37 220H38V221H37ZM46 220H47V218H46ZM46 220H45V221H46ZM55 220H56V219H55ZM71 220H73V219H71ZM71 220H70V223L72 222ZM91 220H92V219H91ZM91 220H90V221H91ZM94 220H95V219H94ZM97 220H98V219H97ZM121 220H120V221H121ZM139 220H140V219H139ZM144 220H145V219H144ZM175 220H178V218H176ZM179 220L181 221V219H179ZM182 220L185 221V219H182ZM189 220H190V219L188 218L187 221H189ZM210 220H212V219H210ZM226 220L228 221V219H226ZM260 220H261V219H260ZM7 221L10 222V220H7ZM42 221H43V220H42ZM56 221H57V220H56ZM65 221H66V220H65ZM68 221H69V220H68ZM78 221H79V220H78ZM85 221H87V220H85ZM88 221H89V220H88ZM92 221H93V220H92ZM95 221H96V220H95ZM100 221L102 222V220H100ZM123 221H124V222H120V223H125V220H123ZM135 221H134V223H135ZM187 221L184 222V223L187 224ZM191 221H192V219H191ZM214 221H212V222H214ZM236 221H237V219H236ZM244 221H245V220H244ZM250 221H251V220H250ZM253 221H254V220H253ZM255 221H256V220H255ZM258 221H259V219H258ZM9 222H8V223H9ZM15 222H16V221H15ZM21 222H24V221H21ZM21 222H20V223H21ZM53 222H54V221H53ZM57 222H58V221H57ZM63 222H64V221H63ZM106 222H107V220H106ZM106 222H105V223H106ZM109 222H110V221H109ZM129 222H130V220H129ZM136 222H137V221H136ZM139 222H140V221H139ZM177 222H178V221H177ZM193 222H194V221H193ZM201 222H202V221H201ZM215 222H214V223H215ZM239 222H240V221H239ZM241 222H242V221H241ZM260 222H261V221H260ZM16 223H17V222H16ZM18 223H19V222H18ZM25 223H23V224H25ZM59 223H60V222H59ZM66 223H67V222H66ZM72 223H75V222L73 221ZM76 223H78V225H79L80 222H77V219H76ZM76 223L73 224V226H74V225L76 226V225H77ZM81 223H82V224H80V225H83L84 221L81 222ZM88 223H90V222H88ZM94 223H95V222H94ZM102 223L104 224V222H102ZM107 223H108V222H107ZM130 223H131V222H130ZM130 223H129V224H130ZM172 223H173V222H172ZM181 223H183V221H182ZM190 223H192V222H190ZM190 223H188V224H190ZM202 223H203V222H202ZM261 223H264V222H261ZM5 224H6V219L4 218L3 209H1V207H0V230L5 228V227H4ZM27 224H25V225H27ZM61 224H62V223H61ZM95 224H96V223H95ZM109 224H110V223H109ZM127 224H128V223H127ZM136 224H137V223H136ZM136 224H135V225H136ZM140 224H142V222H141ZM140 224H139V225H140ZM161 224H162V223H161ZM178 224H179V223H178ZM197 224H199V223H197ZM231 224H233V223H231ZM18 225H20V224H18ZM65 225H66V224H65ZM69 225H70V224H69ZM71 225H72V224H71ZM78 225H77V226H78ZM80 225H79V226H80ZM97 225H98L97 228H99L100 223L97 224ZM114 225H115V224H114ZM116 225H118V224H116ZM139 225H138V226H139ZM145 225H146V224H144V227H145ZM157 225H158V224H157ZM157 225H156V227H157ZM164 225H165V224L163 223V228H164L165 230H169L168 227H165ZM176 225H177V223H176ZM183 225H184V224H183ZM183 225H181V226L183 227ZM195 225H196V224H195ZM204 225H205V224H204ZM234 225H235V223H234ZM262 225H263V224H262ZM10 226H12V225H10ZM14 226H15V225H14ZM60 226H61V225H60ZM63 226H64V225H63ZM73 226H71V229L73 228ZM79 226H78V227H79ZM85 226H86V225H85ZM122 226H123V224H122ZM133 226H134V224H133ZM141 226H143V224H142ZM141 226H140V227H141ZM160 226H161V225H160ZM160 226L158 225V227H159L160 230H161V227H160ZM166 226H167V225H166ZM177 226H178V225H177ZM184 226H185V225H184ZM199 226H200V225H199ZM252 226H253V225H252ZM3 227H4V228H3ZM26 227H27V226H26ZM34 227H33V228H34ZM100 227H103V228H104V227H105V224H104V225L101 224ZM107 227H111V226L108 225ZM107 227H106V229H107ZM126 227H130V225H129V226H125V228H126ZM144 227H143V228H144ZM146 227H148V226H146ZM151 227H152V226H151ZM192 227H193V224H192ZM195 227H197V225L193 227V228H194L193 231L195 230ZM201 227H202V226H201ZM203 227H205V226H203ZM219 227H218V229H220ZM18 228L21 229V227H18ZM31 228H32V227H31ZM39 228H41V226H40ZM42 228H43V227H42ZM42 228H41V229H42ZM75 228H76V227H75ZM81 228H84V227L81 226ZM85 228H87V226H86ZM97 228H96V229H97ZM103 228H101V230H103ZM115 228H116V227H115ZM121 228H122V227H121ZM123 228H124V227H123ZM123 228H122V229H123ZM131 228H132V226H131ZM138 228H139V227H137V228H135V229H138ZM171 228H172V227H171ZM190 228H191V227H190ZM190 228H189V229H190ZM233 228H235V227H233ZM13 229H14V227H13ZM20 229H19V230H20ZM41 229H39V230H40V233H43V234H42V236H43V235H44V231H42L43 229H42V230H41ZM54 229H55V228H54ZM63 229H64V228H63ZM71 229H70V230H71ZM96 229H95V230H96ZM106 229H105L104 231H106V233H107V230H108L109 228H108L107 230H106ZM111 229H112V228L109 229V230H110L109 232L112 231ZM132 229H133V228H132ZM146 229H147V228H146ZM213 229H214V228H213ZM6 230H7V229H6ZM24 230H25V228H24ZM32 230H33V229H32ZM32 230L29 232L30 234L33 233ZM34 230H35V229H34ZM57 230H59V229H57ZM74 230H75V229H74ZM86 230H87V229H86ZM90 230H94V229H90ZM97 230H100V228L97 229ZM101 230H100V231H101ZM120 230H121V229H120ZM120 230H119V231H120ZM127 230H128V229H127ZM129 230H130V228H129ZM129 230H128V232H129ZM138 230H139V229H138ZM144 230H145V228L142 229V231H144ZM156 230H157V229H156ZM171 230H172V229H171ZM174 230H175V229H173V231H174ZM196 230H197V228H196ZM196 230H195V231H196ZM209 230H210V229H209ZM216 230H217V229H216ZM236 230H237V229H236ZM240 230H241V229H240ZM243 230H244V229H243ZM15 231H16V230H15ZM17 231H18V230H17ZM35 231H36V230H35ZM59 231H60V230H59ZM71 231H72V230H71ZM78 231H79V230H78ZM139 231H140V230H139ZM142 231H141V232H142ZM145 231H146V230H145ZM169 231H170V230H169ZM169 231H168V234H170ZM241 231H242V230H241ZM247 231H248V230H247ZM2 232H3V231H2ZM7 232H9V230H8ZM7 232H6V233H7ZM11 232H12V231H11ZM24 232H25V231H24ZM56 232H58V231H56ZM116 232H117V231L115 230V234H117ZM136 232H137V230H136ZM136 232H133V233H136ZM156 232H157V231H156ZM161 232H162V231H161ZM188 232H189V231H188ZM215 232H216V231H215ZM226 232H228V231H225V233H226ZM12 233H13V232H12ZM21 233H22V232H21ZM35 233H36V232H35ZM37 233H39V231H38ZM53 233H54V232H53ZM75 233H76V235H78V236L81 235V234L79 235V234L77 233V231H75L74 234H75ZM118 233H119V232H118ZM142 233H143V232H142ZM142 233H141V234H142ZM144 233H145V232H144ZM144 233H143V234H144ZM146 233H147V232H146ZM146 233L144 234L145 237H146ZM152 233H153V232H152ZM158 233H159V232H158ZM165 233H167V232L165 231ZM165 233H161V235L159 234L160 236H159V235H158V236L161 237L162 234L164 235ZM203 233H204V232H203ZM219 233H220V232H219ZM225 233H224V236H226V237H230V236H231V235L229 234V232L227 233L228 236H227ZM1 234H2V233H1ZM3 234H4V233H3ZM86 234H88V235L90 236L89 232L86 233ZM99 234H101V233L99 232ZM102 234H104V233H102ZM107 234H108V233H107ZM107 234H106V238H109V239L111 240V243H112V238L110 237V235L112 234V232L109 233V234H110L109 237H107ZM113 234H114V233H113ZM113 234H112V235H113ZM120 234H121V233H120ZM120 234H119V235H120ZM122 234H123V233H122ZM141 234H140V235H141ZM143 234H142V236H143ZM187 234H188V233H187ZM189 234H190V233H189ZM215 234H216V233H215ZM7 235H9V234H7ZM23 235H25V233H24ZM26 235H27V232H26ZM34 235H36V234H34ZM76 235H75V236H76ZM82 235H83V234H82ZM91 235H92V234H91ZM95 235H96V234H95ZM119 235L117 234V237H118ZM127 235H128V234H127ZM127 235H125V236H127ZM131 235H132V234H131ZM150 235H151V232H150ZM152 235H153V234H152ZM166 235H167V234H166ZM166 235H165V236H166ZM3 236H4V235H2V237H3ZM11 236H13V235H11ZM11 236H10V237H11ZM37 236H39V235H37ZM60 236L63 237L64 235H63V234L61 235V233H60ZM89 236H88V237H89ZM100 236H101V235H100ZM133 236H134V234H133ZM133 236H132V237H133ZM136 236H137V235H136ZM142 236H141V237H142ZM144 236H143V239H144V241H145ZM174 236H175V235H174ZM176 236H177V235H176ZM203 236H204V235H203ZM216 236H217V235H216ZM221 236H222V235H221ZM263 236H264V235H263ZM2 237L0 236V259H5L6 256L10 254V249L7 247L6 242H5V240L3 239L4 237H3V238H2ZM6 237H7V236H6ZM15 237H16V236H15ZM22 237H23V236H22ZM40 237H41V234H40ZM40 237H39V238H40ZM43 237H45V238L47 239V236H43ZM52 237H53V236H52ZM54 237H56V236H54ZM62 237H60V238H61V242L63 243V241H62ZM71 237H72V236H71ZM76 237H77V236H76ZM76 237H75V238H76ZM80 237H82V236H80ZM92 237H93V236H92ZM101 237H102V236H101ZM112 237H116V235H114V236H112ZM120 237H122V235H121ZM141 237H140V238H141ZM149 237H150V236H148V238H149ZM177 237H178V236H177ZM226 237H225V238H226ZM244 237H245V236H244ZM31 238H32V237H31ZM36 238H38V237H36ZM49 238H50V237H49ZM56 238H57V237H56ZM64 238H65V237H64ZM86 238H87V237H86ZM103 238H104V237H103ZM118 238H119V237H118ZM118 238H117V239H118ZM127 238H128V237H127ZM127 238H126V239H127ZM134 238L136 239L135 236H134L132 239H134ZM138 238H139V236H138ZM140 238H139V239H140ZM150 238H151V237H150ZM150 238H149V240H150ZM162 238H163V236H162ZM162 238H161V239H162ZM168 238H169V237H168ZM208 238H209V237H208ZM219 238H220V237H219ZM222 238H223V237H222ZM232 238H233V237H232ZM232 238H229V239H232ZM27 239H28V238H27ZM53 239H54V238H53ZM58 239H59V238H58ZM80 239H81V238H80ZM109 239H107V240H108V243L110 244ZM114 239H116V238H114ZM120 239L122 240V238H120ZM124 239H125V238H124ZM124 239H123V240H124ZM126 239H125V240H126ZM129 239H130V238H129ZM135 239H134V240H135ZM143 239H142V241H141V239H140V241L143 242ZM152 239H153V238H152ZM154 239H155V238H154ZM157 239H158V238H157ZM171 239H173V238L171 237ZM188 239H190V238H188ZM211 239H212V238H211ZM223 239H224V238H223ZM226 239H228V238H226ZM239 239H240V238H239ZM239 239H238V240H239ZM17 240H18V239H17ZM38 240H39V239H38ZM43 240H44V238H43ZM74 240H75V239H74ZM82 240H83V238H82ZM123 240H122V241H123ZM125 240H124V241H125ZM130 240H131V239H130ZM134 240H133V241H134ZM167 240H168V239H167ZM185 240H186V239H185ZM207 240H208V239H207ZM232 240H233V239H232ZM240 240H241V239H240ZM240 240H239V241H240ZM256 240H258V239H256ZM33 241H34V239H33ZM39 241H40V240H39ZM55 241H56V243H57V242H60V241H58V240H55ZM76 241H77V243H78L79 240H76ZM76 241H75V242H76ZM80 241H81V240H80ZM85 241H86V239H85ZM85 241H83V243H84ZM87 241H88V239H87ZM118 241H119V239L117 240V242H118ZM126 241H127V240H126ZM126 241H125V242H126ZM128 241H129V240H128ZM146 241H148V240H146ZM146 241H145V243H146V245H147V248H149V247H148V244L150 245L151 243H148V242H146ZM164 241H165V240H164ZM222 241H224V240H222ZM225 241H226V240H225ZM225 241H224V242H225ZM239 241H238V242H239ZM36 242H37V241H36ZM40 242H41V241H40ZM40 242H38V243H40ZM61 242H60V243H61ZM64 242H65V241H64ZM67 242H68V241H67ZM106 242H107V241H106ZM114 242H116V241H114ZM117 242H116V243H113V244L116 245ZM119 242H121V241H119ZM119 242H118V243H119ZM129 242H130V241H129ZM134 242H135V244H136V240H135ZM137 242H138V241H137ZM149 242H151V240H150ZM152 242H154V241H152ZM224 242H222V243L218 242V243H219L220 246H221ZM229 242L232 243V242H235V240H233L232 242L229 240ZM229 242H228V243H229ZM240 242H241V241H240ZM242 242H243V241H242ZM242 242H241V243H242ZM245 242H246V241H245ZM23 243H24V242H23ZM25 243H26V242H25ZM38 243H37V244H38ZM81 243H82V242H81ZM81 243H78V244H79L80 246H81V245H88V246H89V244H91V242H90V243H89V242H88V243L86 242V244H85V243H84V244H83V243L81 244ZM122 243H123V242H121V244H122ZM130 243H131V242H130ZM130 243H129L128 245L131 246ZM147 243H148V244H147ZM155 243H156V242H155ZM207 243H208V242H207ZM215 243H216V242H215ZM226 243H227V241H226ZM226 243H224L223 246L226 245ZM228 243H227V244H228ZM26 244H27V243H26ZM30 244H31V242H30ZM64 244L66 245V243H64ZM64 244H63V246H65ZM67 244H68V243H67ZM113 244H112V245H113ZM123 244H125V243H123ZM123 244H122L121 246H124ZM164 244H165V243H164ZM219 244H218V245H219ZM243 244H244V243H243ZM246 244H247V242H246ZM31 245H32V244H31ZM59 245H60V244H59ZM100 245H101V244H100ZM125 245H126V244H125ZM128 245H126V247H127ZM138 245H139V243H138ZM140 245H141V244H140ZM144 245H145V244H144V242H143V246H144ZM155 245H156V244H155ZM158 245H159V243H158ZM161 245H162L163 248L167 247L166 245H163V244L160 243V246H161ZM238 245H239V244H238ZM247 245H248V244H247ZM35 246H36V243H35ZM38 246H39V245H38ZM40 246H42V245H40ZM121 246H120V247H121ZM133 246H134V245H133ZM151 246H152V245H151ZM151 246H150V247H151ZM160 246H159V247H160ZM248 246H249V245H248ZM248 246H247V248H248ZM57 247H58V246H57ZM85 247H86V246H84V248H82V250L84 249V251H85ZM90 247H91V246H90ZM92 247H93V246H92ZM94 247H96V245H95ZM128 247H129V246H128ZM131 247H132V246H131ZM131 247H130V248H131ZM139 247H140V246H139ZM159 247H158V248H159ZM256 247H257V246H256ZM46 248H50V247L48 246V247H46ZM60 248H61V247L59 246V249H60ZM64 248H65V247H64ZM97 248H99V247H97ZM97 248H93V249L95 250V249H97ZM114 248H116V246H115ZM130 248H129V249H130ZM134 248L137 249L136 246H135ZM145 248H146V247H145ZM183 248H184V247H183ZM183 248H182V250H183ZM187 248H189V247H187ZM220 248H221V247H220ZM220 248H218V249L220 250ZM224 248H225V246H224ZM226 248H227V247H226ZM251 248H252V247H251ZM258 248H259V246H258ZM26 249H27V247H26ZM28 249H29V247H28ZM70 249H71V248H70ZM99 249H100V248H99ZM101 249H102V248H101ZM104 249H106V247H105ZM122 249H124V248H122ZM126 249H127V248H126ZM129 249H128V250H129ZM136 249H132V250H136ZM140 249L142 250V246H141ZM140 249H138V250H140ZM168 249H169V248H168ZM190 249L193 251L192 248H190ZM88 250H89V249H88ZM107 250L110 251V249H108V248H107ZM107 250H106V251H107ZM117 250H118V249H117ZM128 250H127L126 252H128ZM130 250H131V249H130ZM143 250H145V249H143ZM143 250L141 251V254H140V253H138V254H139V255H142ZM146 250H147V249H146ZM161 250H162V248H160V251H161ZM163 250H164V249H163ZM165 250H166V249H165ZM222 250H223V249H222ZM225 250H226V249H225ZM229 250H230V249H229ZM251 250H252V249H251ZM26 251H27V250H26ZM29 251H31V250L29 249ZM32 251H33V250H32ZM36 251H38V249H37ZM54 251H57V250L54 249ZM84 251H83V252H84ZM89 251H90V250H89ZM97 251H98V250H97ZM102 251H103L104 254L107 255L108 251H107V252H104L105 250H103V249H102ZM102 251H101V252H102ZM120 251H121V250H120ZM148 251L150 252V249H148ZM175 251H176V250H175ZM192 251H190V250L188 249V250H187L188 253H186V256L189 254V256L191 255V256L193 257L194 255H192V254H193L194 252L192 253ZM217 251H218V250H217ZM256 251H257V250H256ZM13 252H14V251H13ZM48 252H49V251H48ZM48 252H47V253H48ZM75 252H76V251H75ZM90 252H91V251H90ZM93 252H94V251H92V253H93ZM95 252H96V250H95ZM110 252H111V251H110ZM110 252H109V254H111ZM133 252H134V251H133ZM137 252H139V251H137ZM155 252H156V251H155ZM164 252H165V251H164ZM166 252H168V251L166 250ZM199 252H200V251H199ZM218 252H219V251H218ZM22 253H23V252H22ZM27 253H28V252H27ZM31 253H32V252H31ZM34 253H35V247H34ZM47 253H46V254H47ZM50 253H51V252H50ZM59 253H60V251H59ZM62 253H63V252H62ZM62 253H61V254H62ZM78 253H79V252H78ZM80 253H81V255L78 254V256H76V257H73V255H71V257H70V256L68 255V256L70 257L69 260H71V258H72V259H73V258H77V260L81 259L80 257H82L83 254H82V252H80ZM85 253H87V252H85ZM88 253H89V252H88ZM99 253H100V250L98 251V255H99ZM129 253H130V252H129ZM160 253H161V252H160ZM183 253H184V252H183ZM191 253H192V254H191ZM252 253H253V252H252ZM255 253H258V252H254V254H255ZM261 253H262V252H261ZM261 253H260V254H261ZM25 254H26V252H25ZM28 254H29V253H28ZM53 254L56 255V253H53ZM65 254H67V253H65ZM65 254H64V255H65ZM73 254H74V253H73ZM76 254H77V253H76ZM89 254H91V253H89ZM96 254H97V253H96ZM112 254H113V253H112ZM112 254H111V255H112ZM125 254H126V253H125ZM132 254H133V253H132ZM135 254H136V253H135ZM144 254H145V252H143V255H144ZM146 254H147V253H146ZM221 254H222V253H221ZM249 254H250V256H251V253H249ZM254 254H253V256H256V255H254ZM10 255H11V254H10ZM10 255H9V256H10ZM12 255H13V254H12ZM26 255H27V254H26ZM26 255H25V256H26ZM41 255H42V254H41ZM44 255H45V254H44ZM64 255H63V256H64ZM79 255H80V256H79ZM84 255L87 256V257L89 256V255H87V254H84ZM84 255H83V256H84ZM92 255H93V254H92ZM98 255H97V256H98ZM101 255H102V253H101ZM143 255H142V256H143ZM173 255H174V254H173ZM258 255H259V254H258ZM258 255H257V256H258ZM27 256L30 257V254L27 255ZM32 256H33V255H32ZM37 256H38V255H37ZM47 256L49 257L48 254H47ZM52 256H53V255H52ZM58 256H59V255H58ZM68 256H67V259H68ZM97 256H96V257H97ZM131 256H133V255H131ZM146 256H148V255H146ZM166 256H167V255H166ZM191 256H190V257H191ZM261 256H262V255H261ZM261 256H260V257H261ZM29 257H28V258H29ZM50 257H51V256H50ZM87 257H82V258L85 259V258H87ZM89 257H90V256H89ZM106 257H107V260H108V256H106ZM106 257H104V258H106ZM144 257H145V256H144ZM148 257H149V256H148ZM148 257H146V258H148ZM153 257H154V256H153ZM163 257H164V256H163ZM184 257H185V254H184ZM192 257H191V258H192ZM194 257H195V256H194ZM194 257H193V258H194ZM197 257H198V256H197ZM214 257H215V256H214ZM251 257H252V256H251ZM251 257H250V258H251ZM262 257H263V256H262ZM20 258L25 259V258L22 257V256H21ZM28 258H27V261H28ZM30 258H31V257H30ZM30 258H29V261L32 260L33 257H32L31 259H30ZM40 258H41V257H40ZM44 258H45V257H44ZM55 258H56V256H55ZM55 258H54V261H53V259H52V261H53L54 263L57 262V260H56ZM101 258H103V257H101ZM109 258H110V257H109ZM131 258H132V257H131ZM133 258H134V256H133ZM137 258H138V256H136V259H137ZM149 258H150V257H149ZM171 258H172V256H171ZM187 258H188V256H187ZM258 258H259V257H258ZM38 259H39V258H38ZM38 259H37V260H38ZM41 259H43V258H41ZM41 259H40V260H41ZM47 259H48V258H47ZM67 259H66V260H67ZM84 259H83V260H84ZM89 259H90V258H89ZM117 259H118V258H117ZM138 259L140 260L141 258H138ZM138 259H137V260H138ZM150 259H153V260L155 261L154 258H150ZM150 259H146V260H150ZM172 259H173V258H172ZM195 259H196V258H195ZM260 259H261V258H260ZM37 260H36V261H37ZM55 260H56V262H55ZM61 260H62V258H61ZM75 260H76V259H75ZM85 260H87V259H85ZM90 260H92V258H91ZM126 260H127V259H126ZM139 260H138V261H139ZM174 260H175V258H174ZM185 260H186V258H185ZM191 260H194V259H190V261H191ZM196 260H198V258H197ZM196 260H195V261H196ZM25 261H26V260H25ZM34 261H35V260H34ZM52 261H51V262H52ZM72 261H73V260H72ZM72 261H68V262L71 263ZM81 261H82V259H81ZM92 261H93V260H92ZM96 261H97V260H95V263H96ZM99 261H100V260H99ZM101 261H102V263H103L105 260H104V261L101 260ZM119 261H120V260H119ZM140 261H141V260H140ZM140 261H139V262H140ZM143 261H144V260H143ZM143 261H142V262H143ZM158 261H159V260H158ZM202 261H203V260H202ZM202 261H200V262H202ZM231 261H232V260H231ZM231 261H229V262H231ZM3 262H4V261H3ZM23 262H24V261H23ZM45 262H46V260H45ZM49 262H50V261H49ZM82 262H83V261H82ZM85 262L87 263V261H85ZM89 262H91V261H89ZM89 262H88V263H89ZM93 262H94V261H93ZM93 262H92V263H93ZM97 262H98V261H97ZM112 262H113L114 264H117V263H118V262L115 263L114 260H112ZM152 262H153V261H152ZM152 262H151V263H152ZM155 262H157V261H155ZM160 262H161V261H160ZM177 262H179V261H177ZM177 262H176V263H177ZM186 262H187V261H186ZM197 262H198V261H197ZM32 263L34 264L33 261H32ZM37 263H38V262H37ZM40 263H41V262H40ZM64 263H65V261H64ZM64 263H63V264H64ZM70 263H69V264H70ZM75 263L80 264L81 262H75ZM86 263H85V264H86ZM88 263H87V264H88ZM92 263H90V264H92ZM98 263L100 264V262H98ZM107 263L109 264V261H108ZM119 263H120V262H119ZM128 263H129V262H128ZM134 263H135V262H134ZM153 263H154V262H153ZM170 263H171V262H170ZM193 263H194V262H193ZM198 263H199V262H198ZM198 263H194V264H198ZM25 264H27V263L25 262ZM43 264H44V263H43ZM48 264H49V263H48ZM50 264H53V263H50ZM58 264H59V263H58ZM61 264H62V263H61ZM66 264H67V262H66ZM83 264H84V262H83ZM96 264H97V263H96ZM103 264H105V262H104ZM110 264H111V262H110ZM147 264H148V263H147ZM164 264H165V262H164ZM199 264H201V263H199ZM203 264H204V263H203ZM231 264H233V263L231 262ZM260 264H261V263H260Z\"/></svg>","mask_w":264,"mask_h":264}]
</instances>
